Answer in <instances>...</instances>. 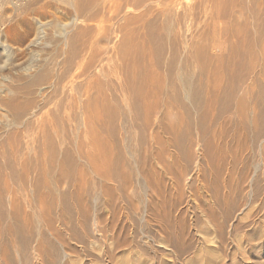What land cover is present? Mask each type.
I'll return each instance as SVG.
<instances>
[{
	"label": "rangeland",
	"instance_id": "obj_1",
	"mask_svg": "<svg viewBox=\"0 0 264 264\" xmlns=\"http://www.w3.org/2000/svg\"><path fill=\"white\" fill-rule=\"evenodd\" d=\"M123 2H125L126 3V0L124 1V0H0V145H1V143H2V147H4V148H2L1 146H0V150H3L4 152H8V149L10 148V147H12L11 145H13V143H14V145H13V147H14V149H11L10 148V151L12 152H10L9 151V154L11 153V154H13V155H8V153L7 154H5L4 152H2V154H1V152H0V166L2 165V170L0 169V177L2 178V179H0V187H1V189H0V191L1 192H3V190L5 189V188H7L8 190H9V192H7V191H5V193L3 192V193H1L0 192V199H2V200H6V201H3V202H0V203H2V204H0V208H2V209H0V210H2V211H0V216H2V217H0L1 219H0V223H3V224H0L1 225V227H0V252H2V251H4L2 248H7L6 249V251H7V254L6 255H8V258H7V261H8V263L9 264H19V262L20 263H23V264H64V262H65V264H264V143H263V139H264V137L262 138H260L261 140H254V137H253V130H250V128L252 129V124H255V126H257L259 123H260V117L258 116V115H260L261 114V112L262 111H264V107H262V105H261V108H260V106L259 105H255L254 103H255V101H253L254 99H255V95L254 94H256L257 93V91H256V88H260V89H264V83H263V81L262 80H264L263 79V74H264V71L262 70V67H260V66H264V56H262L261 57V59H260V57H258V56H261V55H264V43L262 44V42H264V34L262 33L261 34V36H258V35H256L254 32H256V30H257V28H255V27H258L257 25L258 24H256V22H253L252 21V15H253V13L252 12H254V11H259L260 13L261 12H263L264 13V4H256V6L258 7V8H260V9H258L256 6H251L250 5V3H251V0H243L244 2H246V3H244L242 0H241V2L240 1H237V0H227V4H228V7H229V9H230V11H233V13H231V14H233L232 16L237 20H235V19H233L232 20V18H231V23L233 24V22L235 21L236 23L235 24H233V25H231V24H229L232 28H233V30H234V28L235 29H237L236 31L238 32H235V30H234V32H235V34L236 35H234L233 37H231V36H229V35H227L228 34V32H227V30H228V28L226 29V31H225V33H223L222 35H221V37L223 38H221L220 39V32H219V30H220V28L218 27V31H215V32H211V31H208L207 32V25H208V23L210 22V18L209 17H204V9L206 10V12L207 11H209L210 10V8H208L210 5H211V3H212V1H217V0H204V3H205V5H207V8H204V3H202L203 2V0H177V2L179 3H177V2H175V1H169V0H165V1H169V3H171L172 2V5L173 4H175V3H177L176 5L178 6L179 5V7H176V5H174V6H172V10L174 11V12H176V11H178L179 12V10L178 9H180V12L181 11H183V10H185V9H189V8H191V7H193V8H196L197 10L196 11H198V14H197V16H196V19L195 20H193V22H192V20H187L189 23H187L186 21L185 22H182L180 25H178V27L175 25V27H173V32L174 33H177L176 35H174L173 34V32H172V34L171 35H174V36H177V40H176V43H178V44H176L177 45V48H178V51H179V54L180 53H182V54H180L179 55V58H180V56H181V58L179 59H177V64L178 65H181V64H183V62L182 61H184V60H188V59H191V58H189V57H191L192 55H191V50H192V48L195 46V45H198V44H200L201 46L203 45V47H206V46H209V45H212L211 44V42H210V40L215 36V34H217L216 36H217V38H216V36H215V41L217 40V39H219V43L221 44V42H222V46H224V47H226V48H232L231 50L233 51L234 49L233 48H244V47H247V44H250L249 46H251V47H253V53H241V54H239V56H236L235 57V60H236V62L237 61H239L240 62V64H243V65H245V63H246V65L245 66H247V65H249V63H250V65H251V61H252V63H254L253 64V66H254V70H255V73L257 74V75H255L256 77H254L255 79H254V82L253 83H255V84H257V85H255V84H253L252 82L250 83V78L249 79H247V80H242V81H237L238 83L237 84H235V82H232L231 80H230V78L226 75V72L224 73V75H223V72H222V70L220 69L219 70V65H221L223 62H227L228 60H229V62H230V59H232V58H228V56H226V55H229V57H230V52L229 53H227L226 54V52L225 51H220V52H218V50H215L214 52H213V54H212V57H211V59H209V62H207L208 64H210V65H212L211 66V68L210 67H208L207 66V63H205L206 64V66H205V68H204V70L206 71V72H208L209 73V71H210V75H211V71L213 70H215L216 71V75L214 76L215 78H214V81L217 83V85H221V84H225V85H223V86H225L226 88H228V86H232L233 84L236 86V92H235V96L231 99H228L229 101H227L228 102V105H229V107H230V109H231V111L233 110H235L236 109V105H237V100H238V98H241L240 96H242V98L240 99V100H242V102L243 101H245V99L246 100H248V101H246V102H248L247 104H246V102H244V104L242 103V109L244 108V107H246V108H244V109H246V110H243L244 112H243V117L244 118H246V119H244V118H242V119H244L245 121H248V119H249V121H248V128L245 130V132L243 131V132H241L240 131V133H237V132H235V135L236 136H238L237 138H236V136L234 135V132H233V130L235 129V127L233 128L232 126H234V124H236L237 122H238V120L239 119H241L239 116H236V115H234V113L233 112H230V109H229V107H228V110L227 111H229L228 112V114L226 113V112H222L221 111V106H217L216 107V105H213V106H211L210 107V109H211V112H212V114H210L211 112H210V109H209V111H207V112H209L208 114V119L210 118V120L208 121L207 120V122H206V127L208 128L209 127V125H210V128L211 127H213L214 128V130L211 128V129H209L207 132L208 133H211L210 134V136H211V138L212 139H210V136H208L207 135V140L208 139H210V140H208V141H210V143H211V148H213V146H215V148L217 147V145H218V147H217V149H215V148H213V150H214V152H213V150L212 149H209L208 150V153H207V150H205V148L200 144H196V143H198L199 141L198 140H200V138H198V134H197V132L199 133V130L200 129H197L198 128V126L196 125V122H195V119H193V117H192V120H194V122L192 121V125H191V131H189V132H191V135H190V133H189V138H192V139H189L188 138V140H190V142H193V143H195L193 146H191V147H189V149H188V151H190L189 153L191 154V156H193L192 157V161H193V163H192V161H191V163H189V164H183V161H182V159H180V158H176V157H178L179 155H177L178 153H176V151L174 150V149H172L171 148V146L169 145V144H164V143H167V140L166 139H168V137H167V135L164 133V130L166 129V128H169L170 126H172L174 129H175V127L177 126L176 124H178V122L180 123V124H178V130H179V127H180V129H181V127H183V120H184V117H182L181 115H179V113H177L178 111L181 113V111L179 110V108L176 106V105H171V103H169V102H171V101H166V99L164 98V97H162V104L164 105H162V106H160V108H161V110L159 109L158 110V115H157V117H156V119H155V121L153 122L154 123V125L152 126V127H145V129L147 130L148 128H150L149 130H150V132L147 130H143V129H141V127H140V129H139V127H138V125L139 124H142V122L140 123L139 121H136V119H134L133 117H130L131 115L130 114H132V112H133V110L131 109V112L129 111L130 110V108L129 107H131L132 105L130 104L131 102L128 100V99H132V97L134 98V95H135V93H136V91H137V87L138 86H135V85H137L138 84V82L140 83L141 82V79H140V73L142 72V69H140V66H138V65H141L142 63H143V65H144V67L142 66L141 68H145V66L147 65V67H146V69H147V71L144 69V72L142 73L143 75H146L147 74V77H146V79H147V81H146V79H145V81H142L141 82V84L143 83V84H145V85H148L149 86V84H148V82H152L154 79H156V78H158L159 76H161V77H159V78H161L160 80H162L161 82L165 85V87H166V85H167V87H166V89L168 88V85H169V79H168V76H167V71H165L166 70V67L164 66H160L159 68H160V70L158 71V69L159 68H156V66H155V64H153V63H155V56H154V54L152 55L151 53H153L152 52V48H151V44H150V46H148L147 47V45H149L148 44V42H147V40L145 39V37H146V31L145 30H143V28H142V22L139 20V14L141 13L140 11L141 10H134L133 9V6H132V2L131 3H128V4H131V5H129V7H128V4H127V6H126V4H124V5H122V3ZM163 1V0H162ZM164 1V2H165ZM206 1H208L209 2V4H208V2L206 3ZM249 1V2H248ZM119 2H120V4H119ZM175 2V3H174ZM196 2V3H195ZM232 2H233V4H232ZM237 4H236V3ZM248 2V3H247ZM159 3V2H158ZM158 3H153L152 5H151V7L154 9V7H155V9L154 10H156V9H159V8H161L162 6V4L160 3V6L159 5H157ZM77 4H81V8L80 9H78L77 8ZM119 4V5H118ZM165 4H166V2H165ZM168 4V3H167ZM181 4H182V6H181ZM235 4V5H234ZM240 4H241V6H240ZM242 4H244V6H242ZM245 4H249L252 8H253V10L251 11V7L250 6H247V5H245ZM86 5V6H85ZM153 5H155L154 7H153ZM202 5V6H201ZM236 7L237 5H239L240 7H239V9H238V6L235 8L234 6ZM259 5H260V7H259ZM117 6V7H116ZM122 6H123V8H124V10H123V8H122ZM125 6V7H124ZM131 6V7H130ZM157 6V7H156ZM231 6H232V8H231ZM263 6V7H262ZM184 7V8H183ZM201 7V8H200ZM248 7V8H247ZM262 7V8H261ZM116 8V9H115ZM119 8H121V9H119ZM255 8H257V10L255 9ZM117 9H118V12H119V15H117L118 13H117ZM176 9V10H175ZM236 9V10H235ZM248 9H250V13H249V10ZM262 10V11H261ZM126 11V13H127V16H129V18L126 16V13H124ZM122 12V13H121ZM201 12V13H200ZM237 12H239V13H237ZM137 13H139L138 15H137ZM246 13L250 16H248L249 18H247V16H246ZM122 14H124L125 16V19H124V17L122 16ZM103 15V16H102ZM121 15V16H120ZM137 17V19H136V17ZM236 15V16H235ZM130 16H131V18H130ZM133 17V18H132ZM237 17V18H236ZM247 18V19H246ZM127 19H128V22H127ZM136 20V22H134L135 20ZM229 17H228V21H229ZM249 19V20H248ZM137 20H138V22H137ZM218 20H220V19H218ZM131 21H133V22H131ZM140 21V22H139ZM192 23H191V22ZM246 21H248V22H246ZM252 22H253V24H255V25H252ZM131 23V24H130ZM133 23H136V24H133ZM138 23V24H137ZM184 23V24H183ZM186 23H187V25H188V27H189V25H191L192 24V26L190 27V29H188V27H187V25H186ZM125 24H127V27L125 26ZM141 24V25H140ZM218 24L220 25V22L218 21ZM247 24V25H246ZM251 24V25H250ZM133 25V26H132ZM163 25V24H162ZM182 25V26H181ZM184 25V26H183ZM244 25H246V29H251V30H249V31H252V32H250L251 34L249 35V37L251 36V38H249L248 39V37H246L247 38V40H246V38H245V40L246 41H244L243 40V42L242 43H240L241 42V39L242 38H238V37H241V30H244L243 28H245V26ZM136 26V27H135ZM253 26H254V28H253ZM185 27V28H184ZM187 27V28H186ZM230 27V30H232V28ZM177 28V29H176ZM179 28H182V30L184 31L185 29H187V30H185V31H188V30H190V32H189V35L187 34L188 32H183L182 30H180ZM184 28V29H183ZM207 28V29H206ZM136 29V30H135ZM141 29V30H140ZM192 29V30H191ZM205 29V30H204ZM253 29H255V30H253ZM133 30H135L134 32H132ZM163 30V28L161 27V29L159 28V31L161 32V35L162 36H165V31L163 32L162 31ZM175 30V31H174ZM107 31V32H106ZM128 31H129V33H128ZM136 31H138V33L136 32ZM139 31H140V33H139ZM158 31V32H159ZM177 31H180L181 33L179 34ZM192 31H195V32H192ZM65 34H64V33ZM80 32H83L84 34H83V37H81L80 38V40H81V42L79 41V43L82 45V44H88V45H90L91 44V46H92V55H88L87 57L90 59H88L87 58V61L88 62H90V63H88L87 65H85L86 66V68H84L83 67V69L82 68H78V67H72V68H70V70L68 71H64L65 70V54H61V51L63 50V52H66V51H68V50H66V49H68L66 46H64L63 44H65L66 43V41L65 40H67L68 38H70V36H72V35H76V34H78V33H80ZM145 32V33H144ZM159 32V33H160ZM162 32H163V34H162ZM206 34H205V33ZM214 33V34H212V35H210L211 33ZM239 32H240V34H239ZM107 33V34H106ZM128 33V37L126 36V34ZM142 33H144V34H142ZM194 33V34H193ZM203 33V34H202ZM209 33V34H208ZM133 34V36L135 37V38H133L131 35ZM135 34H136V36H138V37H136L135 36ZM183 34H187L186 36H188V40H183L182 39V37L185 39L186 37H185V35L184 36H182ZM191 34V35H190ZM202 34V35H201ZM225 34V35H224ZM240 36H239V35ZM42 35V36H41ZM63 35V36H62ZM142 35V36H141ZM171 35H170V38L169 37H167V39H165L163 42H164V47H166L165 49H167L168 50V42L170 43V42H172L171 40H172V38H171ZM179 35H181L182 37H180ZM209 35V36H208ZM223 35H224V37H223ZM255 35V36H254ZM130 36V37H129ZM145 36V37H144ZM194 36V37H193ZM201 38H200V37ZM211 36H212V38H211ZM92 37V38H91ZM124 37H126V38H123ZM132 37V38H131ZM141 37V38H140ZM144 37V38H143ZM173 37V36H172ZM198 37V38H197ZM208 37V38H207ZM226 37V38H225ZM237 37V38H236ZM254 37V38H253ZM258 37V38H257ZM90 38V39H89ZM94 38V40L93 41H95V42H92V40L91 39H93ZM139 38H140V41H139ZM180 38V39H179ZM195 38V40H193ZM257 38V39H256ZM261 38H263V39H261ZM32 39H37L38 41L37 42H39V43H37L36 45H30V41L32 40ZM129 39H133L134 41H135V39L136 40H138L139 41V44L141 45V48L140 47H138V42L137 41H135L136 43H137V46H136V43L133 41V40H131V41H129ZM142 39V40H141ZM178 39H179V41H178ZM182 39V40H181ZM187 39V38H186ZM224 39H226V40H224ZM231 39H232V42H231ZM237 40V42H236V40ZM251 39V40H250ZM261 39V40H260ZM91 40V42L89 43V42H87V41H90ZM96 40H97V42H96ZM144 40L146 41V43H147V45L145 44V42H144ZM222 40V41H221ZM226 42H224V41ZM238 40H239V43H240V45H238L239 43H238ZM248 40H250L249 41V43H247V41ZM252 40L254 41V43L252 42ZM258 40V41H257ZM65 41V42H64ZM121 41H123V42H121ZM141 41H143L142 43H141ZM184 42V44H182L183 42ZM186 41V42H185ZM195 41V42H194ZM221 41V42H220ZM62 42H64V43H62ZM86 42V43H85ZM105 42H106V44H105ZM129 42V43H128ZM165 42H166V44H165ZM179 42H181V43H179ZM189 42H191V43H189ZM255 42H256V44H255ZM257 42H258V45H257ZM122 43H125V46H124V44H122ZM128 43V44H127ZM130 43H132V44H130ZM134 43V44H133ZM186 43H188L187 44V46H186ZM204 43V44H203ZM224 43V44H223ZM227 43H228V47H227ZM235 43V44H234ZM244 43H246V44H244ZM86 44V45H87ZM93 44V45H92ZM143 44H144V47H143ZM180 44V46H178ZM243 44V45H242ZM123 45V46H122ZM129 45V46H128ZM182 45V46H181ZM189 45H191V46H189ZM205 45V46H204ZM235 45V46H234ZM241 45H242V47H241ZM246 45V46H245ZM255 45V46H254ZM64 48H63V47ZM183 46H186L185 47V50L183 51V49H184V47ZM189 46V47H188ZM248 46V47H249ZM96 49H95V48ZM130 47V48H129ZM132 47V48H131ZM137 47V48H136ZM181 47V48H180ZM191 47V48H190ZM257 47V48H256ZM263 47V48H262ZM5 48V49H4ZM60 48V49H59ZM117 48H118V50H117ZM127 48V49H126ZM136 48V49H135ZM147 48V49H146ZM151 48V49H150ZM187 48V49H186ZM188 48H190V49H188ZM260 48V49H259ZM3 49H4V51H3ZM134 51V53H133V51ZM140 49H142V50H140ZM256 49V50H255ZM257 49H258V51H257ZM59 50V51H58ZM94 50H95V52H94ZM117 50V51H116ZM122 50V51H121ZM129 50V51H128ZM130 50H131V52H130ZM140 53L139 55H138V52ZM148 50H150V52L148 51ZM187 50V51H186ZM117 53H116V52ZM120 51V52H119ZM143 53H142V52ZM181 51V52H180ZM2 52H4L3 54H2ZM59 52V53H58ZM101 54H100V53ZM128 52V53H127ZM130 52V53H129ZM135 52H137V53H135ZM148 52H149V54H148ZM184 52H185V54H184ZM189 52V53H188ZM218 52V53H217ZM262 52H263V54H262ZM94 53V54H93ZM97 53L99 54V55H97ZM127 53V54H126ZM144 53H145V55H144ZM186 53H188L189 54V56H188V54H186ZM216 53V54H215ZM255 53V55H253ZM259 53H261V55L259 54ZM62 56H61V55ZM121 56H120V55ZM124 54V55H123ZM132 54V55H131ZM135 56H134V55ZM136 54H137V57H136ZM142 54L144 55V56H146V55H148L146 58H148L147 59V61H146V59H145V57H143L142 56ZM166 54V53H165ZM168 54V53H167ZM184 54V55H183ZM215 54V55H214ZM220 54V55H219ZM249 54V55H248ZM252 54V55H251ZM257 54V55H256ZM4 55V56H3ZM10 55V56H9ZM101 55V56H100ZM104 55V56H103ZM128 55V56H127ZM132 57H131V56ZM169 55V54H168ZM235 55V54H234ZM240 55H242V57L240 56ZM244 55H246V56H244ZM96 56V57H95ZM131 57L133 60H131V58L129 59V60H131L130 62L128 61V59L126 58V57ZM139 56H140V58L141 57H143V58H141V59H139V63L137 62L138 61V58H139ZM150 56H152V59H149L150 58ZM167 56V55H166ZM184 56H187L186 58L184 57ZM216 56V57H215ZM218 56V57H217ZM250 56H251V58H256V59H254L253 58V60L252 59H250ZM2 57H4V58H2ZM63 57H64V59H63ZM100 57V58H99ZM167 57H169V56H167ZM166 57V59H168ZM226 57H227V59H226ZM239 57L241 58V59H239ZM92 58H96V59H94V61H93V59ZM135 58H137V59H135ZM51 59V60H50ZM104 59V60H103ZM126 59V60H125ZM216 59V60H215ZM218 59H220L219 61H218ZM248 59V60H247ZM263 59V60H262ZM98 60H99V62H98ZM101 60V61H100ZM124 62H123V61ZM143 62H142V61ZM148 60H151L152 61V63H151V61H150V63L149 64H147L149 61ZM192 60H193V58H192ZM210 60H211V62L212 63H214V65L216 66L215 67V69H213L214 67H213V64L210 62ZM214 60V61H213ZM227 60V61H226ZM251 60V61H250ZM263 62H262V61ZM40 61V62H39ZM45 61V62H44ZM102 61H104V62H102ZM135 63H134V62ZM141 61V62H140ZM154 61V62H153ZM179 61H181L180 63H179ZM190 61L191 60H189V62L188 63H190ZM208 61V60H207ZM248 61V62H247ZM258 61V62H257ZM96 62H98V63H96ZM101 62H102V64H105L106 62L108 63V65H107V63L105 64V65H101ZM122 62V63H121ZM144 62H146V63H144ZM193 62V61H192ZM192 62H191V64H192ZM194 62H195V64H194ZM194 62H193V64L192 65H190V64H188V66H186V70H188L190 67H192L191 68V70L189 69V73L191 74V72H193L195 75L197 74L198 75V73L200 72V64L199 63H197L195 60H194ZM216 62H217V65H216ZM257 62V64H255ZM261 62V63H260ZM40 63V64H39ZM46 63V64H45ZM50 63V64H49ZM120 63L122 64L121 66H120ZM127 63H129V64H127ZM141 63V64H140ZM262 63H263V65H262ZM47 65V66H45V65ZM91 64H92V68H91V70H90V72H89V70L87 69L88 68V66H91ZM96 65V67H97V69H93V67L94 68H96L95 67V65ZM99 64V65H98ZM127 66H126V65ZM137 64V65H136ZM197 64V65H196ZM75 65V64H74ZM154 65V66H153ZM198 67H196V66ZM256 65H259V66H257V68H259V69H257L256 68ZM99 66V67H98ZM120 66V67H119ZM130 66V67H129ZM190 66V67H189ZM43 67V70H48V71H50V72H52V75H54V77L53 76H51L52 77V80H51V78L47 81L48 83H47V85H52V87H53V84H51V83H54V85H56V87L54 86V88H52L51 86L50 87H48V89L50 88V90H49V92H48V89L46 88V89H43L42 91H40V90H38V88L36 89L35 87H33L34 88V91H33V88H31V89H28V91H27V89H26V87H27V83H28V79H31V76L32 77H34V75L36 76L38 73L37 72H40V71H42V69H40V68H42ZM125 67H129L128 69L127 68H125ZM139 67V69H137ZM156 69H155V68ZM161 67H162V69H161ZM193 67H196L195 69L193 68ZM219 67V68H218ZM27 68V69H26ZM51 68V69H50ZM106 68V69H105ZM152 68V70H150ZM188 68V69H187ZM261 68V69H260ZM21 69V70H20ZM23 69V70H22ZM52 69H54V70H56V71H54V70H52ZM92 69H93V72H92ZM100 69V71L99 72H97L98 70ZM105 69V70H104ZM130 69V70H129ZM131 69H132V71L135 73L136 72V70H139L138 71V75H137V78H139V79H136V83L134 82L133 83V85L131 84V82L130 81H128L127 80V82L128 83H130L129 84V87L127 86L128 84H127V82H125L126 81V77H127V75L126 74H129V72H127L126 70H128V71H131ZM165 69V70H164ZM178 69V68H177ZM197 69V70H196ZM208 69H210V70H207ZM212 69V70H211ZM259 70L258 72H256L257 70ZM27 70V71H26ZM40 70V71H39ZM94 70H96V71H94ZM101 70H103V71H105V75H104V72H102V74L100 73L101 72ZM120 70V71H119ZM126 71V73H125V71ZM163 72H162V71ZM194 70V71H193ZM220 72H219V71ZM24 71H26V72H24ZM54 71V72H53ZM57 71H58V73H57ZM66 72L65 74L63 73V72ZM108 71H111V72H108ZM132 71L130 72V74H132ZM150 71H151V73H150ZM153 71V72H152ZM191 71V72H190ZM212 71V72H213ZM261 71V72H260ZM262 71H263V73H262ZM63 74H62V73ZM95 72H96V74H95ZM120 72V73H119ZM155 72V73H154ZM165 72V73H164ZM177 72V71H176ZM197 72V73H196ZM17 73V74H16ZM37 73V74H36ZM84 73V76H81L82 74ZM86 73H88V74H86ZM90 73V74H89ZM123 73H125V75H120V74H123ZM149 73V74H148ZM154 73V75H152ZM159 73H160V75H159ZM163 73V74H162ZM222 73V74H221ZM19 74V75H18ZM28 74V75H27ZM56 74V75H55ZM61 74V75H60ZM67 74H68V76H67ZM78 74V75H77ZM93 76H92V75ZM96 76H95V75ZM115 74V76H113ZM158 74V76H156V75ZM162 74V75H161ZM165 74H166V77H164L165 76ZM221 74V75H220ZM23 75V76H22ZM59 75V76H58ZM88 75V76H87ZM107 75V76H106ZM219 75H220V78H219ZM20 77V79H19V77ZM58 76V77H57ZM81 76V77H80ZM107 78H106V77ZM109 76V77H108ZM113 77V78H110V77ZM118 76V77H117ZM121 76V77H120ZM149 76H150V78H149ZM153 76L155 77L154 79H152L153 78ZM18 77V78H17ZM25 77V78H24ZM58 78V79H53V78ZM63 78V79H61V78ZM97 77V78H96ZM116 77V78H115ZM152 77V78H151ZM213 77V76H212ZM211 77V78H212ZM224 78V79H222V78ZM260 77V78H259ZM262 77V78H261ZM21 78H23L22 80H21ZM85 78H88V80L87 79H85ZM115 78V79H114ZM124 78H125V80H124ZM165 80H164V79ZM166 78H167V80H166ZM258 78L259 79H261L260 81L258 80ZM17 79H18V81H17ZM65 79V80H64ZM92 79H94V80H98V79H100V80H98L99 82L101 81V85H103V83H104V87L102 86V88H100V93L98 94V92L96 91V92H93L92 93V91H94V90H87V91H90L89 92V95H87L86 93H85V91H83V90H85V86H87L88 87V84H90V81H93ZM112 79V81L110 82L109 80H111ZM116 79H120L119 80V82H121V80L123 79V81L120 83V84H118V80L116 81ZM127 79H128V77H127ZM152 79V80H151ZM213 79V78H212ZM52 82H51V81ZM54 80V81H53ZM56 80V81H55ZM61 80V81H60ZM62 80H64V81H62ZM84 80V81H83ZM85 80H87L86 82L87 83H85ZM108 80V81H107ZM164 80V81H163ZM219 80H222V81H219ZM227 80H228V82H227ZM249 80V81H248ZM24 81V82H23ZM75 81V82H74ZM246 81V82H245ZM257 83H256V82ZM56 82V83H55ZM60 82H62V84L60 83ZM67 82H69V84L67 83ZM89 82V83H88ZM94 82V81H93ZM106 82V83H105ZM109 82H110V84H109ZM113 82H115L116 84H114ZM219 82H221V83H219ZM222 82H224V83H222ZM232 82V83H231ZM247 82H249V83H247ZM261 82V83H260ZM24 83V84H23ZM50 83V84H49ZM81 83V84H80ZM113 83V84H112ZM123 83V84H122ZM166 83V84H165ZM168 83V84H167ZM227 83H229V84H227ZM23 84V85H22ZM58 84H61L62 85V89H61V85H60V87H58L59 85ZM80 84V85H79ZM124 84H126V87H128V88H126V87H124L125 85ZM140 84V85H141ZM178 83V81H177V84L175 83V85H177L176 86V89H177V87L178 88H180L181 89V85ZM263 86H262V85ZM16 85L18 86V87H16ZM26 85V86H25ZM106 85H107V87H106ZM109 85V86H108ZM116 85H118V86H116ZM228 85V86H227ZM233 85V86H234ZM245 85V86H244ZM248 86V88H246L247 86ZM251 85H253V88H251L250 86ZM15 86V87H14ZM19 86H20V89H22V87H23V89H25V90H23V91H20V92H22V93H20V94H18V96H20V98L21 99H23V100H21V104H24V105H29V107L31 106V108L29 109V113H30V116H32V117H30L29 115H27L28 114V111H27V114H25V113H23V115H20V118H22V116H24L25 115V119L24 118H22L23 120H24V122H23V120H21L20 118H18L19 120H20V122H23V124L22 123H20L19 122V120L18 119H15V118H13L12 119V117H14V116H10V115H13V114H11L10 112H7L6 111V109L4 108V107H2L1 106V102L2 101H4L5 99H7V98H10V97H12L13 96V94H12V90H14V88L15 89H19ZM25 86V87H24ZM70 86V87H69ZM115 86V87H114ZM120 86L122 87L123 86V88L125 89V91L123 90L122 92H123V95L124 96H122L121 94H122V92H121V90H119V89H117V88H120ZM180 86V87H179ZM244 86V87H243ZM255 86H257V87H255ZM12 88V87H14V88H12L11 90H10V88ZM78 87H80V88H78ZM82 87V88H81ZM84 87V88H83ZM87 87H86V89H87ZM113 87V88H112ZM132 87V88H131ZM135 87H136V90H135ZM147 87V86H146ZM223 88V89H225V90H227L226 88ZM243 87V88H242ZM261 87H263V88H261ZM74 88H75V90H74ZM112 89L111 90V92H112V94H111V92H110V90H108L109 92H110V94H109V92H107V90L106 89ZM114 88L118 91V92H116L115 90H114ZM132 89L133 91L132 92H130V94H129V91H130V89ZM230 88V87H229ZM228 88V89H229ZM246 88V89H245ZM7 89L9 90V91H7ZM56 89V90H55ZM120 89H122V88H120ZM127 89H129L127 92H126V90ZM221 89H222V85H221ZM248 89V90H247ZM253 89H255V90H253ZM5 90V91H4ZM52 90V91H51ZM55 90V91H54ZM57 90H58V92H57ZM77 90V91H76ZM81 90V91H80ZM242 90H243V93H245L246 91L248 92L249 90V92H250V94H249V92H248V94H247V92L245 93V96L243 97V95H242ZM37 93H36V92ZM40 93H39V92ZM60 91V92H59ZM104 91V92H103ZM115 91V92H114ZM241 91V92H240ZM251 91H253L252 93H251ZM264 91V90H263ZM29 93V95H28V93ZM45 92V93H44ZM48 94H47V93ZM82 92V93H81ZM120 92V93H119ZM135 92V93H134ZM8 93V94H7ZM59 93H61V94H59ZM73 93V97H72V94ZM107 94V97H106V95L105 94ZM115 93V94H114ZM118 93V94H117ZM132 93V94H131ZM254 93V94H253ZM79 94V95H78ZM102 94H103V97H105V99L106 100H109L108 102H110V99H115L114 101H117L116 99H118V101L120 100V96H122V97H124V98H121V99H123V101H119L120 103H121V105L122 104H124V101L125 100H127L125 103H126V105L124 106V105H120V103H118V101L116 102V103H118L117 105H114V101L113 102H111V104L113 103V105L114 106H119V107H121L119 110H120V116L122 117V115H124L125 116V118H124V116L122 117L123 118V120L121 119V117L119 116V118L117 119V120H120V121H117L118 123H116V126L117 127H120V128H118V130L119 129H121V130H119L118 131V135H117V138L119 137H121L120 139L118 138V140H121L122 139V137H123V143H122V146L123 145H125L126 146V148H125V146H123V148H121L122 146H121V144H119V150H121V153H122V151L123 150H125V151H123V153H126V156H124V154H123V156H124V160L126 161V162H128V164H129V166L128 165H124L122 168H121V172H122V177H123V179H122V181L120 182V184H117L115 181H114V179H112L113 177L110 175V177H111V182H108L109 180H105L104 182H102V179L98 176L100 173H101V170L103 169V166H101L102 165V162H100V160L102 161V158H103V156L101 155V154H99L100 153V151H101V153H102V146H98V145H102V142H105L106 141V137H105V134H102V132H103V129H102V127H101V123L99 122V120H100V117H101V112L99 111V102L101 101V98H103V97H100V96H102ZM128 96L127 98H125V96L126 95ZM240 94V95H239ZM61 95H62V97H61ZM81 95V96H80ZM86 97H85V96ZM109 95V96H108ZM113 97V98H111V96ZM131 95H132V97H131ZM249 95H251V97H250V99H249ZM96 96V97H95ZM119 96V97H118ZM239 96V97H238ZM253 96V97H252ZM69 97V98H68ZM89 97V98H88ZM95 97V98H94ZM99 97V98H98ZM130 97V98H129ZM247 97V98H246ZM2 98H4V100H2ZM19 97H18V100L20 99ZM83 98V99H82ZM108 98V99H107ZM165 99V102H164V99ZM244 98V99H243ZM88 99H90L89 101H88ZM97 99H98V101H97ZM125 99V100H124ZM130 99V100H131ZM236 99V100H235ZM25 100V101H24ZM72 100H73V102H72ZM83 100H85V101H83ZM91 100H94V101H92L91 102ZM100 100V101H99ZM250 100V101H249ZM20 101V100H19ZM18 101V102H19ZM24 103H23V102ZM75 101H77L78 103H76ZM86 101L88 102V104L89 105H87V103H86ZM129 101V102H128ZM235 101V102H234ZM25 102L27 103V104H25ZM52 102V103H51ZM84 102V103H83ZM90 102H91V104H90ZM98 104H97V103ZM123 102V103H122ZM229 102H230V104H229ZM234 103V104H232L231 105V103ZM254 102V103H253ZM115 103V104H116ZM186 103V102H185ZM253 103V104H252ZM76 104H77V106H76ZM79 104H81V105H79ZM127 104H128V107H127ZM165 104H167L166 106V108H165ZM172 104H174L173 102H172ZM187 104V103H186ZM36 105L38 106L37 108H36ZM40 105V106H39ZM56 105H57V107H56ZM92 106V108H91V106ZM98 105V106H97ZM112 105V106H113ZM130 105V106H129ZM169 105V106H168ZM172 107H171V106ZM244 105H246V106H244ZM73 106V107H72ZM84 106V107H83ZM86 106H88V108H87V110H85L86 109ZM93 106H94V108H93ZM95 106L97 107V108H95ZM252 106V107H251ZM40 107V108H39ZM59 107V108H58ZM126 107L128 108V110L126 109ZM212 107H213V109H212ZM219 107V108H218ZM233 107V108H232ZM234 107H235V109H234ZM258 107V108H257ZM55 108V109H54ZM58 110H57V109ZM67 108V109H66ZM71 108V109H70ZM83 108H84V110H83ZM132 108V107H131ZM216 108H218L219 110H217ZM254 108V113H253V111H252V109ZM258 110H256V109ZM263 108V109H262ZM32 109V110H31ZM40 109V110H39ZM68 109H69V111H68ZM74 109V110H73ZM90 109H92V110H90ZM124 109L126 110V111H124ZM165 111H164V110ZM167 109H169V112L171 113L170 115H169V112H168V110ZM260 109H262V110H260ZM37 110V111H36ZM63 110V111H62ZM68 112H67V111ZM71 110H72V112H71ZM77 110V111H76ZM80 110V111H79ZM83 110V111H82ZM99 112H98V111ZM124 111V113H122V111ZM172 110V111H171ZM176 110V111H175ZM178 110V111H177ZM251 110V111H250ZM260 110V111H259ZM55 111V112H54ZM56 111H57V113H56ZM65 111L67 112L66 114H64L65 113ZM85 111H87V112H85ZM89 111H91V113L94 111H96L95 112V114H96V116L98 117H96L95 115H94V112L91 114ZM127 111H129V112H127ZM217 111V112H219L218 114H217V112H216V114H214L215 112ZM222 112V115H221V112ZM247 111H248V115L249 114H253L254 115V117H253V115H249V118H248V115L246 114L247 113ZM5 112H6V114H5ZM50 112H52V113H50ZM55 114H57V115H55ZM63 112V113H62ZM78 112V113H77ZM86 113V115L88 116V117H91V118H87V116L85 117L84 116V114L83 113ZM98 112V113H97ZM125 112H127V114L125 113ZM163 112V113H162ZM174 112H176V113H174ZM246 112V113H245ZM250 112V113H249ZM9 113V114H8ZM51 115H50V114ZM60 113V114H59ZM77 113V114H76ZM130 113V114H129ZM134 113V112H133ZM164 115H162V114ZM166 113H168L167 115H169L168 116V118H167V115H166ZM230 113V114H229ZM233 113V114H232ZM260 113V114H259ZM5 114V115H4ZM44 114V115H43ZM52 114L53 115H55L56 116V119H55V116L53 117L52 116ZM59 114V115H58ZM62 114H63V116H64V118H62L61 119V117L60 116H62ZM70 114V115H69ZM75 114V115H74ZM99 114V115H98ZM175 114H177L178 116H177V118L175 119V117H176V115ZM220 114V115H219ZM223 114H225V116L226 117H228V118H226L225 119V117L223 116ZM264 114V113H263ZM41 115L42 116H44L45 118H43V121H42V118H40L41 117ZM66 115H67V117L69 116V118H70V121H69V118H67L66 117ZM79 117V115H80V118H78L77 116ZM219 115V116H218ZM247 115V116H246ZM9 116V117H8ZM28 116V117H27ZM49 116H52V117H50L51 118V121L53 122L54 121V123L52 124V122H49L50 120H49ZM62 116V117H63ZM84 116V117H83ZM132 116H134V114H132ZM160 116V117H159ZM165 116H166V118H165ZM181 116V117H180ZM216 116V117H215ZM220 116H223V118L221 117V119H220ZM251 116H252V118H251ZM8 117V118H7ZM59 117H60V119H61V121L59 120ZM65 117L67 118V120L69 121H65L66 119H65ZM74 117L76 118V119H74ZM128 118V120H126L127 118ZM163 117V118H162ZM239 117V118H238ZM255 117H257V118H255ZM11 118V119H10ZM27 118H28V120H27ZM58 118V119H57ZM79 120H78V119ZM82 118V120H80ZM86 119V122L87 123H85V119ZM95 119V122H97V123H94V119ZM158 118L161 120V121H163L164 122V119L166 120V122H164V124H163V122H161L160 120H158ZM163 120H162V119ZM174 118V119H173ZM212 118V119H211ZM216 118V120L217 119H219V121L217 120H215L214 121V119ZM259 118V119H258ZM10 119V120H9ZM44 119H45V121H44ZM65 119V120H64ZM83 119H84V121H83ZM135 121V122H137L136 124H135V122L133 121V120ZM168 119V120H167ZM223 119V120H222ZM253 120V122H252V120ZM257 119V120H256ZM13 120V121H12ZM14 120H15V124H14ZM16 120H17V125L18 124H20L21 126H23V127H21L20 125L18 126V127H16L15 125H16ZM42 121V123H41V121ZM56 120V121H55ZM57 120H59L58 121V123H55V122H57ZM76 120H78V122L79 121H81V122H79L82 126V128H80V126H79V123L78 122H76ZM182 120V123L180 122V121ZM212 120H213V122H212ZM226 121V122H223V121ZM230 120H231V123H230ZM236 120V121H235ZM11 121V122H10ZM38 121H40V122H38ZM92 121V122H91ZM125 121H127V122H125ZM131 121H132V123L133 124H130L131 123ZM172 121H173V123L176 125H174L173 123H172ZM176 121H178V122H176ZM210 121L212 122L211 124H209L210 123ZM223 122L222 124H224L223 126L221 125V122ZM235 121V122H234ZM255 121H256V123H257V121H259L257 124L255 123ZM28 122V123H27ZM85 124H84V123ZM92 123L93 125H95L94 127H93V125H91L90 123ZM123 122H125L124 124H123ZM158 122V123H157ZM161 122V123H160ZM209 122V123H208ZM40 123V124H39ZM46 123V125H48V126H46L45 125V127L47 128H50L51 127V129H49V130H47L46 128H44V125L43 124H45ZM66 123H68L69 125H70V127L69 128H67L69 125L67 124L66 125ZM77 123H78V125H77ZM121 125H120V124ZM126 123H128V124H126ZM169 123V124H168ZM217 123V124H216ZM27 124V125H26ZM51 124V126L49 127V125ZM63 124H64V126H63ZM84 124V125H83ZM100 124V125H99ZM122 124L124 125V126H122ZM138 124V125H137ZM158 124H161V125H158ZM171 124V125H170ZM208 124V125H207ZM212 124H214V126L212 125ZM227 125V127H226V125ZM41 125H42V128H40L41 129V131H39V127H41ZM53 125H55L54 127H53ZM57 125V126H56ZM60 125V126H59ZM86 125H90L88 128L86 127ZM98 125V126H97ZM118 125H120V126H118ZM130 125H132V127H129ZM133 125H135V126H133ZM180 125H182V126H180ZM216 125V126H215ZM229 125V126H228ZM260 125V124H259ZM258 125V126H259ZM13 126H14V129H13ZM26 126H27V128H26ZM59 126V128H57ZM92 126V128H90ZM155 126V127H154ZM158 126H160V127H158ZM164 128H163V127ZM168 126V127H167ZM193 126V127H192ZM195 126V127H194ZM196 126H197V128H196ZM220 126H222V127H226L225 129H220ZM61 127V128H60ZM75 127V128H74ZM76 127H78V131H77V129H76ZM98 127H100L102 130H100ZM217 127H218V129H217ZM228 127H229V129L233 132V135L235 136H232L231 134L232 133H230L231 131L228 129ZM21 128V129H20ZM44 128V132H43V129ZM53 128V129H52ZM56 128H57V130H56ZM88 129V131H87V129ZM94 128V129H93ZM99 130H98V129ZM135 128H136V130H135ZM151 128H152V130H151ZM197 131V132H194L195 130ZM37 129H38V131H37ZM55 129V130H54ZM93 129V130H92ZM97 131H96V130ZM125 129H130V130H128V131H126L127 133V135L128 136H126V134H125ZM157 129V130H156ZM162 129V130H161ZM176 129V130H177ZM220 129V132L218 131ZM17 131V132H15V131ZM20 130V131H19ZM51 130L53 131L54 130V132H51ZM61 130H63L62 132H64V133H62L61 134ZM76 130V131H75ZM81 130H82V133H84V134H82V133H80L81 132ZM90 130L91 131H93L92 133H93V135L95 136H93V135H90V134H92L91 132H90ZM135 132H134V131ZM140 130H142L143 132H141ZM155 130V131H154ZM194 130V131H193ZM211 130H213V131H211ZM217 130V131H216ZM229 130V131H228ZM237 130V129H236ZM247 130H248V132H247ZM49 133V131L51 132V133H49L50 135L53 133L55 136H53L52 137V135L50 136L51 138H53L54 140H53V142H54V145H55V143L57 144L56 146L57 147H62L63 148V150H69V151H71L72 153H70V156H71V158L73 157V159H71V161L73 160L74 162H76L77 163V165H78V167H80V168H78L77 167V165L75 164L74 166H73V161H72V163H69L68 162V164H69V167L71 166L72 168H69L68 167V164L66 163V167L68 168V170H69V174L71 175L70 176V178H65V177H63L61 174H63V173H68V170H67V168L64 166L65 165V162L66 161H64V155L63 154H61L62 152H64L63 150H62V148H61V150L59 151V149L56 151V152H58L59 151V156H57V158H56V160H59L60 162H62V163H60L59 161H56L55 160V162H54V160H53V163H52V159H51V154H52V152H50L51 151V149H49V148H47L46 149V146H45V135H46V133L47 132ZM57 131V132H56ZM67 133H66V132ZM99 131V132H98ZM129 131H132V132H130L129 133ZM140 131V132H139ZM144 131H145V133H144ZM210 131V132H209ZM222 131H223V133H222ZM235 131V130H234ZM238 131V130H237ZM251 131V132H250ZM19 132H20V134L21 135H19ZM33 132V133H32ZM40 133V135L39 134H36L35 135V133ZM78 134H77V133ZM96 132V133H95ZM97 132H98V134H97ZM101 132V133H100ZM120 132V133H119ZM136 132H138V134L136 133ZM148 132H149V134H148ZM159 132V133H158ZM213 132H215V135H214V133ZM218 132H219V134L220 135H218ZM224 132H227V134H228V139L230 138V136H232L229 140L230 141H232V140H234V141H232V143H233V145H232V143L230 144V141L227 139V134L226 135H224ZM248 134H247V133ZM14 133V134H13ZM17 134V136L15 137V135ZM42 133H43V135H42ZM47 133V134H48ZM66 133V134H65ZM79 133H80V135H79ZM89 133V134H88ZM134 133H136V134H134ZM148 135H147V134ZM165 134L164 136H162L163 134ZM194 134V137H196L195 138V140H194V137H192L193 136V134ZM216 133H217V135H216ZM244 133V134H243ZM245 133H246V135H245ZM250 133H252L251 135H250ZM59 134H60V136H59ZM68 134V135H67ZM71 134H73V136H75V137H72V135ZM124 134V135H123ZM132 134H134V135H132ZM143 135L145 138H144V141H145V144H144V142L143 143H141V141H140V137H141V135ZM155 134V135H154ZM161 134V135H160ZM200 134V133H199ZM223 134V135H222ZM11 135V136H10ZM23 135V136H22ZM38 135H39V137H38ZM67 135V136H66ZM89 135V136H88ZM99 135H101V136H99ZM120 135V136H119ZM130 135H132V136H134V137H132V136H130ZM135 135H136V137H135ZM146 135V136H145ZM213 135H214V137H213ZM230 135V136H229ZM245 135V136H244ZM247 135H248V137H247ZM9 136V137H8ZM33 136H36V137H33ZM43 136V137H42ZM58 138H57V137ZM69 136V137H68ZM80 136V137H79ZM93 138L94 137V139H92V141H91V137ZM96 136H98V137H96ZM124 136H126V137H128V138H124ZM130 136V137H129ZM157 138H155V137ZM240 136H243L245 139H243V137L241 138L242 139V141H241V139L239 140V137ZM262 136H264V135H262ZM18 137V139H16ZM20 137H22V139L20 138ZM61 138V140H63V142L60 140V138ZM66 137L68 140L66 141L64 138ZM146 137H150V138H146ZM158 137H162V138H160V140H162V141H160L159 140V138ZM167 137V138H166ZM219 137H226L224 140H223V138H222V140H221V138H219ZM233 137H234V139H233ZM251 137H253V140H254V142H256V143H254L253 142V140H252V138ZM12 138V139H11ZM32 138V139H31ZM33 138H34V140L36 141V143H32V140H33ZM37 138V139H36ZM59 139V140H57V139ZM63 138V139H62ZM70 138V139H69ZM73 138V139H72ZM90 138V139H89ZM97 138V141L95 140ZM100 138V139H99ZM135 139V138H137V139H135L134 140V142H133V139ZM9 141H8V140ZM19 139H21L23 142V144H26L27 143V145H23L22 143H21V146L19 145L20 143V141L21 140H19ZM43 139V140H42ZM79 139H81L80 141H79ZM145 139H147V140H145ZM221 141H220V140ZM235 139H237L238 141H239V143H243V141H245L243 144H241V145H243V147L242 148H245L246 146V148H248V150L246 149H243V151L245 150L246 151V153H244L243 151H242V149H241V151H240V144L237 146L236 144H237V142H236V140ZM16 140H19V141H17L16 142ZM34 140H33V142H34ZM70 140V142H68ZM71 140H72V144L73 143H75V145L73 146V148H71L72 147V145H71ZM73 140H78V144H76L77 143V141H73ZM95 140V141H94ZM212 140L214 141V142H212ZM252 140V142H250ZM263 140V141H262ZM4 141H6L8 144L6 145L5 143H4ZM11 141V142H10ZM38 141V142H37ZM42 141V142H41ZM65 141V142H64ZM83 141V142H82ZM101 143H100V142ZM127 141V142H126ZM137 141H138V143H137ZM147 141V142H146ZM195 141V142H194ZM222 141H224L223 143H222ZM258 141H260V143H258ZM9 142H10V144H9ZM13 142V143H12ZM28 142H29V144L32 146V145H34V144H36V145H34V146H32V148L30 147V145L28 144ZM39 142H41V143H39ZM68 142V143H67ZM86 142V143H85ZM90 142V143H89ZM92 142V143H91ZM93 142H95L94 144H93ZM99 142V143H98ZM135 143L134 145L132 144V143ZM150 142V143H149ZM155 142L157 143L156 145H155ZM162 142V143H161ZM216 142H219V144L218 143H216ZM16 143V144H15ZM40 144V146L39 145H37V144ZM59 143H61V144H59ZM62 143L64 144L63 146H62ZM84 143V144H83ZM129 143H130V145L132 144V146H130L129 145ZM153 143V144H152ZM160 143V144H159ZM199 143H201V142H199ZM215 143V144H214ZM221 143L223 144V145H221ZM224 143L226 144V146L224 145ZM227 143H229V145L227 144ZM251 143L253 144V145H251ZM66 144H67V146H66ZM82 146H81V145ZM89 144V145H88ZM91 144V145H90ZM93 144V145H92ZM95 144H97V145H95ZM136 144H140V145H136ZM161 145V146H159V145ZM4 145V146H3ZM23 145V146H22ZM44 145V146H43ZM76 145H77V147H76ZM79 145V146H78ZM83 145H85V147L83 146ZM148 145L150 146V147H148ZM151 145H154V146H151ZM160 147H158V146ZM192 145V144H191ZM230 145H232V147H234V146H237V147H234V148H232ZM8 147V149H7V147ZM16 146H17V150L15 149L16 148ZM18 146H20L19 148H18ZM37 146H38V148H37ZM66 146V147H65ZM89 146V147H88ZM90 146H92V147H94V146H96L94 149L93 148H91ZM133 146H134V148H137L138 149V147H139V149L137 150V149H133ZM136 146V147H135ZM143 146V147H142ZM157 146V147H156ZM166 148H168V149H166ZM167 146H170V147H167ZM202 146V147H201ZM219 146H220V148H219ZM222 146V147H221ZM228 146H230V147H228ZM6 147V148H5ZM12 147V148H13ZM29 147H30V149H29ZM33 147H35V149L33 148ZM40 147H44L43 149L46 151V152H44V150L42 149V148H40ZM76 147V148H75ZM99 147H100V149H99ZM140 147H142V148H140ZM151 147H152V149H151ZM154 147V148H153ZM195 147V148H194ZM197 147V148H196ZM201 147V148H200ZM238 147H239V149H238ZM2 148V149H1ZM85 148V149H84ZM113 148V147H112ZM128 148H130V149H128ZM165 148V149H164ZM192 148V149H191ZM222 148V149H221ZM224 148H226V150L227 151H229V149L231 150V151H229L228 153H225L224 152ZM7 149V150H6ZM18 149L20 150V154H21V152H23L22 153V155L24 156V158L22 157V155L20 156V157H22L23 159H24V161H23V159L21 158L20 159V157H19V151H18ZM25 149H26V151H25ZM39 150L40 152H39V154H40V156H42V154H43V156L40 158V160H39V154H38V152H37V150ZM76 149V150H75ZM83 149V150H82ZM91 151H90V150ZM111 149V148H110ZM127 149V150H126ZM141 149V150H140ZM154 149V150H153ZM161 149H163V151H161ZM195 149V150H194ZM201 149V150H200ZM203 149V150H202ZM220 149L223 151H220ZM232 149H235V152H232V151H234V150H232ZM252 149V151L250 152V154H249V151ZM256 149V150H255ZM16 152H15V151ZM22 150V151H21ZM29 150L31 151V152H29ZM36 150V151H35ZM47 150H49L48 152H47ZM65 150V151H66ZM86 150V151H85ZM98 150H100V151H98ZM128 150H130V151H128ZM143 150V151H142ZM174 150V151H173ZM205 150V151H204ZM212 150V151H211ZM237 150V151H236ZM262 150V151H261ZM18 151V152H17ZM75 151V152H74ZM93 151V152H92ZM95 151H97V152H95ZM110 151H113V150H110ZM133 152V151H135V152H133V154H130L129 152ZM137 151H138V153H137ZM142 151V152H141ZM153 151H155V152H153ZM167 153H166V152ZM204 151V152H203ZM210 151V152H209ZM216 151H218L217 153H216ZM254 151V152H253ZM255 151H256V153H255ZM28 152V153H27ZM50 152V154H48ZM74 152V153H73ZM99 152V153H98ZM114 152V151H113ZM113 152H111V154L113 153ZM131 152V153H132ZM148 152H150V153H148ZM152 152H153V154H152ZM172 153V158H171V156H170V153ZM202 152V153H201ZM211 152H212V154H211ZM240 152V153H239ZM242 152V153H241ZM255 153L254 154V156H253V153ZM259 152H261V153H259ZM4 153V154H3ZM16 153V154H15ZM18 153V154H17ZM32 153V156L30 155ZM36 154V155H34V154ZM46 153V154H45ZM79 153V154H78ZM88 153H90V154H87ZM94 153V154H93ZM139 153H140V155H139ZM159 155V156H157V154ZM165 153V154H164ZM168 153H169V155H168ZM200 153V154H199ZM218 155V156H220V158L217 156L216 157V154ZM224 153H225V155H224ZM232 154L231 156H234V157H238V164H237V166L239 167H235L237 170H235V174H233L234 172H233V170L231 169L232 168V165H231V156H229V155H227V154ZM234 153H236V154H234ZM252 153V154H251ZM14 154H15V156H14ZM27 156H26V155ZM48 154V155H47ZM57 154V155H58ZM61 154V155H60ZM97 154V155H96ZM115 154V152L113 153V155ZM136 154V155H135ZM141 154H143V155H141ZM154 154H156V155H154ZM166 154H167V156H166ZM173 154H175L174 156H173ZM207 154V156H205ZM224 155V157H226V155H227V157L225 158V160H224V157H223V155ZM234 154V155H233ZM240 154V155H239ZM261 156H260V155ZM16 155H18V159L16 158L17 156ZM31 157H30V156ZM38 155V156H37ZM45 155H47L46 157H45ZM72 155H77L76 157H74V156H72ZM81 155H82V157H81ZM90 155V156H89ZM92 155V156H91ZM101 155V156H100ZM133 155H135L134 157L135 158H138V159H134L133 160V158L134 157H132ZM139 155V156H138ZM150 155H152V157L150 156ZM200 155V156H199ZM210 155V156H209ZM236 155V156H235ZM243 155H245L246 157H243ZM4 156V157H3ZM5 156H10V157H13L14 156V158H16L17 160H19L18 161V163L13 159H11L10 157V161H12V162H8V158L6 157L5 158ZM63 156V157H62ZM83 156L85 157V158H83ZM88 156V157H87ZM96 156V157H95ZM98 156V157H97ZM128 156H129V158H131V159H129L128 158ZM131 156V157H130ZM138 156V157H137ZM142 156H144V158L146 159V160H144V158L142 157ZM158 157V159H159V161L158 160H156L157 159V157ZM163 156V157H162ZM166 156V158H164ZM199 156V157H198ZM242 156V157H241ZM248 156V157H247ZM253 156V157H252ZM263 156V157H262ZM3 157V158H2ZM26 157V158H25ZM31 158V161L33 162H31L30 161V159L29 158ZM33 157V158H32ZM35 157V158H34ZM49 157V158H48ZM78 157H80V159H77ZM87 157V158H86ZM93 157H95V159L96 160H98L97 158H99V160H98V162H96V160L95 159H93ZM140 157H141V159H140ZM151 157V158H150ZM196 157V158H195ZM203 157V158H202ZM205 157H207V160L209 161V163H207V160L205 159V161L203 160ZM210 157V158H209ZM221 157L223 158V161L221 160ZM229 157V158H228ZM4 158H5V161H4ZM38 158V160L35 162V160ZM44 160H43V159ZM46 158V159H45ZM60 158H62L63 160H61ZM74 158H76L75 160H74ZM88 158H90L89 160H87ZM147 158H150L149 160L147 159ZM156 158V159H155ZM171 158V159H170ZM174 158V159H173ZM201 158V159H200ZM215 158V159H214ZM228 158V159H227ZM252 158H255L254 160L252 159ZM261 158V159H260ZM263 158V159H262ZM2 159V160H1ZM25 159H27L26 161L29 163V165L28 164H26V161H25ZM42 159V160H41ZM48 159H50V160H48ZM83 159H85V160H83ZM128 159V160H127ZM161 159L163 160V161H161ZM172 159H173V162H172ZM177 159V160H176ZM200 159V160H199ZM216 159H219V160H217L216 161ZM230 159V160H229ZM240 159V160H239ZM245 159V160H244ZM250 160V161H248V160ZM34 160V161H33ZM47 160V161H46ZM77 160V161H76ZM82 160V161H81ZM90 160H93L94 162H96L97 164H96V166L95 165H90L91 163L89 162ZM131 160V161H130ZM139 160H141L140 162H142L143 164H142V167H141V163H139V165H140V167H138V166H135L134 165V162H138ZM171 160V161H170ZM197 160V161H196ZM211 160V161H210ZM216 162H215V161ZM222 162H221V161ZM227 160H229V162L227 161ZM262 160V161H261ZM2 161V162H1ZM13 161L16 163V165H13L14 166V168H13V166H12V168H10V169H8L9 167V164H10V167H11V165H12V163H13ZM22 161V162H21ZM42 161V162H41ZM46 161V162H45ZM49 161H50V163H52L53 164V166H55V167H53V168H55V169H53L54 171L56 170V171H58V174L56 173V171L54 172L53 170H52V172H51V169H50V166H49ZM64 161V162H63ZM80 161V162H79ZM84 161L86 162V163H84ZM144 161V162H143ZM146 161H147V164H145L146 163ZM149 161H151V162H149ZM156 161V162H155ZM164 161H165V163H164ZM178 161H179V163H178ZM196 161V162H195ZM239 161H241V162H239ZM244 161V162H243ZM253 161H257L256 163L255 162H253ZM5 164H4V163ZM7 162L9 163V164H7ZM19 162H20V164H19ZM25 163V164H22V163ZM32 164H31V163ZM34 162H35V164H34ZM41 163V166H39L40 165V163ZM48 162V165L46 164ZM59 162V163H58ZM133 162V163H132ZM154 162V163H153ZM167 162V163H166ZM171 162V163H170ZM200 162H202V164L200 163ZM204 162H206L205 164H204ZM213 162V163H212ZM215 162V163H214ZM219 162V164H216V163H218ZM223 162H225V163H223ZM248 162V163H247ZM254 165H252L251 163ZM45 163V164H44ZM56 165H55V164ZM87 163H90V164H88L87 165ZM101 163V164H100ZM149 163H150V165H149ZM162 163V164H161ZM168 163H170V164H168ZM175 164L174 166H173V164ZM177 163V164H176ZM195 163V164H194ZM199 163H200V166H198L199 165ZM229 163V164H228ZM37 164H38V166H37ZM44 164V165H43ZM52 164H50L51 166H52ZM60 166H59V165ZM61 164H63V165H61ZM71 164V165H70ZM82 164V165H81ZM84 164V165H83ZM95 164V163H94ZM145 164V165H144ZM153 164H154V166L156 167V169L158 170H156L155 169V167H153ZM158 164V165H157ZM160 164H161V166H160ZM167 166V167H165V165ZM179 164V165H178ZM209 164H210V166H214V169L215 170H213V166L211 167V169L208 167L209 166ZM227 164V165H226ZM248 164H250V165H252V166H250L249 167V165ZM8 165V166H7ZM26 165V166H25ZM45 165H47V166H45ZM59 167H58V166ZM86 165V166H85ZM98 165H100V166H98ZM130 165H133V167H136V168H133L132 166H131V168H130V170L132 171H130L129 170V167H130ZM148 165H149V167H148ZM164 165V166H163ZM168 165H170V167L168 166ZM187 167H186V166ZM191 165H192V167H191ZM207 165V166H206ZM215 165H217V167L215 166ZM220 165V166H219ZM224 165V166H223ZM242 165V166H241ZM257 165V166H256ZM4 166V167H3ZM15 166H16V168H15ZM32 166H34V167H32ZM36 166V167H35ZM43 166V167H42ZM44 166H45V168H49L50 169V171H49V169L47 168V169H45L44 168ZM61 166L62 167H65V168H63V169H65V170H63V169H61ZM92 166V167H91ZM98 166V167H97ZM127 166V167H126ZM173 166V168H171ZM185 166V167H184ZM194 166V167H193ZM202 166V167H201ZM206 166V167H205ZM219 166V167H218ZM224 167V168H228V166H229V168L227 169H222V167ZM241 166V167H240ZM256 166V167H255ZM21 167H23V168H21ZM25 167H27V168H25ZM29 167V168H28ZM75 167V168H74ZM77 167V168H76ZM84 169H83V168ZM86 167H87V169H86ZM89 167V168H88ZM100 167V168H99ZM163 167V168H162ZM175 167V168H174ZM179 167V168H178ZM185 169H184V168ZM191 167V169H187V168H190ZM199 167H200V169H199ZM203 167H205V168H203ZM216 167V168H215ZM249 167V168H248ZM257 168L258 167V169H253V168ZM17 168H18V170H17ZM20 168L22 169V171L20 170ZM24 168L26 169V170H24ZM36 170H35V169ZM37 168H38V170L39 171H37ZM75 170H74V169ZM93 168V170H91ZM94 168H95V170L96 171H94ZM128 168V169H127ZM140 168H142V169H140ZM143 168H144V170L146 171V173H145V175H144V173L143 172H145L144 170H143ZM146 168V169H145ZM149 168H151V170H148ZM155 169L156 171H157V173L159 172L161 175H165V177L163 178V176H161V175H158V174H156V171H153V169ZM166 168L169 170H172V171H174L173 173H170V174H172V175H170L169 174V172H170V170H169V172H166V171H168V170H166ZM220 168V169H219ZM242 168H244V169H242ZM245 168H248L249 169V171H250V174H249V171L247 172V170L248 169H245ZM18 172H16L15 170ZM29 169H31L32 171H31V174L32 175H30V170ZM40 169H41V172H40ZM42 169L43 170H45V171H42ZM58 169V170H57ZM77 169H78V172H77ZM81 169V170H80ZM91 171H90V170ZM124 169H125V171H124ZM163 169V170H162ZM185 170V171H183V170ZM203 169H204V171H205V169H206V173L203 171ZM217 169H218V171L219 170H221V171H219L220 173H217V172H215V171H217ZM242 169V170H241ZM13 170H14V173H13V175H12V172H13ZM29 170V171H28ZM49 172V173H47V171ZM74 170V171H73ZM86 170V171H85ZM98 170H100V171H98ZM135 170V171H134ZM143 170V171H142ZM176 170H177V172H179L178 174H177V172H176ZM183 171V173H184V175L182 174V171ZM191 170V171H190ZM211 170V171H210ZM224 170V171H223ZM226 170V171H225ZM243 170H245V171H243ZM254 170V171H253ZM10 171H12V172H10ZM19 171L20 172H22L23 174L21 175V173H19ZM25 171H28L27 172V174H29V175H26V177H25ZM37 171V172H36ZM64 171V172H63ZM70 171H72L73 173H71ZM89 171V172H88ZM128 171V172H127ZM129 171H130V173H131V175H129L130 173H129ZM137 171H139V174H138V172ZM150 171H153V172H150L151 174L149 175V172ZM164 171V172H163ZM188 171H190V172H188ZM194 171V172H193ZM199 171V172H198ZM204 172V174H203V172ZM210 171V172H209ZM222 171L224 172V173H226V174H224V175H226L225 177H223V179H224V181L222 180V178H220V181L222 182H220L219 181V177L221 176L222 177V175H223V173H222ZM233 173H232V172ZM241 171V172H240ZM244 173H243V172ZM15 172L17 173V175L15 174ZM41 173L42 175H40L39 173ZM83 172H84V174H83ZM86 172V173H85ZM90 172H92L93 173V175H92V173H90ZM185 172H186V174H185ZM202 172V173H201ZM213 172H215V173H213ZM228 172V173H227ZM234 175H232L231 173ZM240 172V173H239ZM257 172V173H256ZM46 173V174H45ZM50 173H51V176H49L50 175ZM52 173H53V175H52ZM59 173H61V174H59ZM75 173V174H74ZM79 173V174H78ZM83 175H82V174ZM88 173H90V175L88 174ZM94 173H96L95 175H94ZM134 173L136 174V175H134ZM167 173V174H166ZM188 173H190V174H188ZM191 173H193V174H191ZM212 174V175H210V174ZM217 173V174H216ZM254 175H253V174ZM256 173V174H255ZM35 174V175H34ZM36 174H37V176H36ZM39 174V175H38ZM44 174V175H43ZM47 174H48V177L50 178V180H49V178L48 177H46L47 176ZM57 176H56V175ZM86 174H88V175H86ZM128 174V175H127ZM138 174V175H137ZM158 175V177H160V178H158L156 175ZM170 176H169V175ZM175 174V175H174ZM209 174V175H208ZM220 174V175H219ZM230 174V175H229ZM239 174H240V176L243 174H247V175H245L244 177L242 176L241 178H240V176H239ZM263 174V175H262ZM10 175H12V176H10ZM14 175H15V178L17 177L18 179H13L12 177H14ZM20 175V176H19ZM33 175H34V177H33ZM81 177V179L79 178L78 179V177ZM80 175V176H79ZM86 176V178L84 177L83 179H82V177L83 176ZM133 175V176H132ZM141 175H144V176H141ZM149 175V176H148ZM178 175V176H177ZM216 175H218V177L216 176ZM223 175V176H224ZM231 176V177H229V176ZM23 176H24V178L28 181V183H24V182H26V180L23 178ZM57 177V181L58 182H56V181H54L55 179H56V177ZM58 176L59 177H61V178H58ZM90 176V177H89ZM95 176V177H94ZM97 176H98V178H97ZM128 176V177H127ZM130 176H131V178H130ZM135 176V177H134ZM138 176H139V178H138ZM156 178H154V177ZM169 178H167V177ZM182 176V177H181ZM203 176V178H201ZM210 178H208V177ZM214 176V177H213ZM236 176V177H235ZM239 178H238V177ZM259 176V177H258ZM261 176V177H260ZM20 177H22L23 178V182L21 181V179L22 178H20ZM33 177V178H32ZM75 177V178H74ZM87 177H89V178H87ZM146 177H148V178H146ZM171 177H172V179H171ZM177 177H178V179H177ZM179 177H181V178H179ZM208 178V179H205V178ZM217 177V178H216ZM233 177H235V181H229L231 178H232V180H233ZM249 179H248V178ZM19 178H20V180H19ZM39 178H41V179H39ZM44 178V179H43ZM52 178H54V180L52 179ZM128 178H129V180H128ZM152 180H150V179ZM153 178V179H152ZM212 178H215L214 180L212 179ZM244 178V179H243ZM253 178V179H252ZM254 178H255V180H256V182H255V180H254ZM29 179V180H28ZM36 179H38V181H36ZM59 179V180H58ZM76 179H78V180H76ZM101 181H100V180ZM142 179V180H141ZM148 179H149V181H148ZM179 179H181V181L179 180ZM201 179H202V182H201ZM217 179H218V182H217ZM227 179V180H226ZM238 179V180H237ZM17 180V181H16ZM31 180H33V181H31ZM39 180H40V182H39ZM44 180V181H43ZM53 180V181H52ZM80 180V181H79ZM156 180V181H155ZM163 180H164V182H163ZM173 180V181H172ZM177 180V181H176ZM180 182H179V181ZM212 180V181H211ZM239 180H240V182H239ZM241 180H242V182H241ZM245 180H249L248 182L247 181H245V183H244V181ZM253 180V181H252ZM29 181H31V182H29ZM34 181H36V182H38L39 183V186H38V183L37 184H35V182ZM71 181V182H70ZM113 181V182H112ZM126 181V182H125ZM128 181H130V182H128ZM138 181V182H137ZM160 181H162V182H160ZM175 181V182H174ZM206 181V182H205ZM229 182V184H227L228 182ZM258 181V182H257ZM42 182V183H41ZM72 182H74V183H72ZM108 182V183H107ZM128 182V183H127ZM137 182V183H136ZM161 183V184H159V183ZM178 182V183H177ZM182 182V183H181ZM215 182H216V186L214 185L215 184ZM250 182H252V183H250ZM33 183V184H32ZM46 183V184H45ZM48 183V184H47ZM50 183H51V186H50ZM56 183H58L59 184V186H57L56 185ZM72 183V184H71ZM100 183H101V185H100ZM105 184V185H103V184ZM126 183V184H125ZM156 183V184H155ZM163 183V184H162ZM176 183V185H177V187L174 185V184ZM207 183V185L208 186H206L205 184ZM221 185H223V186H221ZM225 183V184H224ZM244 185V187H243V185ZM248 183V184H247ZM255 183V184H254ZM25 184V185H24ZM42 186H41V185ZM54 184V185H53ZM117 184V185H116ZM128 184L130 185V186H128ZM181 184V185H180ZM211 184H213L212 185V187L213 186H215V187H217V185L219 186V187H217L216 188V190H215V188H212L211 187V189H210V185ZM233 185V188L235 187V189L236 190H234L233 188H232V185ZM258 184V185H257ZM259 184H261L260 186H259ZM27 185V186H26ZM33 185V186H32ZM46 185H48L49 187H52L53 189H54V191H53V189L52 188H48V186L46 187ZM120 185H122L123 187H124V189H123V192L125 193H123V195H121L120 193H119V190H118V188H117V186H120ZM128 187H127V186ZM132 185V186H131ZM154 185V186H153ZM156 185H157V188H160L159 189V191H158V189L156 188ZM164 186V187H162V186ZM174 185V186H173ZM179 185V186H178ZM237 185V186H236ZM250 185H255L254 187L253 186H250ZM36 186V187H35ZM44 186V187H43ZM54 186H57V187H54ZM103 186H105L107 189H108V191H107V189L106 188H102V190H101V187H103ZM152 186V187H151ZM158 186H160V187H158ZM166 186V187H165ZM207 188H206V187ZM220 186H221V188H220ZM230 186V188H228ZM240 186V187H239ZM242 186V187H241ZM257 186V187H256ZM2 187H3V189H2ZM23 187H27V191L23 188ZM39 187V188H38ZM42 187V188H41ZM59 187V188H58ZM116 187V188H115ZM132 187V189H130ZM150 187V188H149ZM224 187V188H223ZM225 187H226V189H228L227 191H228V193H226V192H224L225 191ZM237 187H238V189H237ZM259 187V188H258ZM33 188H34V190H35V188H36V190L34 191L33 190ZM43 189V190H38L37 191V189ZM50 190V193H51V195H50V193H49V191H48V189ZM56 188H58L57 190H56ZM120 188V187H119ZM156 188V189H155ZM204 188H206V189H204ZM235 191H233L235 194H233V192H232V189ZM240 188H242V189H240ZM248 189V192H246V190L245 189ZM252 188V190H250ZM257 188V189H256ZM127 189V190H126ZM135 189V190H134ZM155 190V191H152V190ZM165 189V190H164ZM173 189V190H172ZM176 189H177V191H176ZM208 189H210V190H208ZM221 189V190H220ZM222 189H224V190H222ZM230 189V190H229ZM262 191H261V190ZM22 190H25V191H22ZM32 190H33V193L35 192V194H33L32 193ZM59 190V191H58ZM81 192H80V191ZM163 192H162V191ZM207 190H208V193L209 192H211L212 190L214 191H212L210 194H208V193H206L207 192ZM219 190H220V196H222L223 195V197L221 198V197H219L218 195H219ZM242 192H241V191ZM243 190L245 191V194H244V192H243ZM253 190H255L254 192H253ZM37 191V192H36ZM40 191V192H39ZM42 191V192H41ZM51 191H53L54 192V194L51 192ZM57 191V192H56ZM136 191V192H135ZM158 191V192H157ZM166 191V192H165ZM218 191V192H217ZM240 192V194H241V196L243 195L244 196V199L243 198H241V196H239L238 197V195H240L239 194V192ZM250 191V192H249ZM262 193H261V192ZM6 192H7V194H6ZM38 192H39V194H38ZM70 192V193H69ZM85 192V193H84ZM111 192H113V193H111ZM127 192V193H126ZM160 192H162V193H160ZM168 192V193H167ZM257 192V193H256ZM38 195H40V196H38V199H37V194ZM78 193H79V196L81 195L82 196V198H80L79 196H78ZM81 193H83V195H85L84 197H83V195L81 194ZM135 193V194H134ZM159 193V194H158ZM165 193V194H164ZM171 193V194H170ZM173 193V194H172ZM217 193V194H216ZM225 193V194H224ZM231 193V196L233 195L234 197H235V199H234V197H231L230 195H228V194H230ZM253 193V194H252ZM1 194H4L3 196L1 195ZM5 194H6V196H5ZM9 194V195H8ZM10 194H11V197L12 198H9V201H8V197H10ZM42 194V195H41ZM53 194V195H52ZM62 194V195H61ZM70 194H71V196H70ZM87 194V195H86ZM119 194V195H118ZM134 194V195H133ZM171 196H170V195ZM211 194H215V195H212L211 196ZM247 194V195H246ZM251 196H250V195ZM256 194V195H255ZM258 194V195H257ZM48 195H50V196H48ZM54 195H55V197H57V198H54ZM60 197H62V196H66V198L69 196V201H70V204L71 203H73V204H71V205H74V206H70V204H69V202H68V205L70 206L69 208H70V215L72 216V215H76L75 217H77V218H75L74 216H72V218H70L71 216H69L68 214H67V212H65L66 210H65V205H64V203H63V201H62V198H58L59 196ZM78 197H77V196ZM90 195V196H89ZM161 195V196H160ZM224 195H226V196H224ZM228 195V196H227ZM263 195V196H262ZM2 196V197H1ZM4 196H5V198H4ZM35 196V197H34ZM46 196L47 197H49V200L46 198ZM74 196V197H73ZM94 196V197H93ZM121 196V197H120ZM124 196H125V198H124ZM169 196L171 197V198H169ZM199 196H202V198L201 197H199ZM212 197L211 199H213V201L211 200H209L210 199V197ZM242 196V197H243ZM256 196V197H255ZM260 196H262V198L260 197ZM41 197V198H40ZM73 197V198H72ZM96 197V198H95ZM127 197H129V199H127ZM166 199H164V198ZM181 197V198H180ZM226 197V198H225ZM227 197H228V200L230 199V200H236L235 201V204H233L234 203V201L232 200V205L229 203L228 204V200H227ZM230 197V198H229ZM252 197H254V199H252ZM4 198V199H3ZM40 198V199H39ZM51 198V199H50ZM54 198V199H53ZM78 198H80L81 200L83 199V201H81V205H80V203H79V200L80 199H78ZM88 198V199H87ZM163 198V199H162ZM182 200V202L180 201L179 202V200L180 199ZM216 198V199H215ZM226 200H225V199ZM237 198V199H236ZM238 198H240V200H238ZM260 200H259V199ZM12 199V200H11ZM42 199V200H41ZM43 199H45V200H43ZM46 199L48 200V201H46ZM52 199L55 201V203L56 202H58V203H60V205L58 204V203H53V201H52ZM59 199H61V201L59 202ZM75 199V200H74ZM76 199H78V200H76ZM88 201H87V200ZM120 199V200H119ZM127 201H126V200ZM160 199V200H159ZM169 199V200H168ZM179 199V200H178ZM215 199V200H214ZM219 199V200H218ZM223 199V200H222ZM257 199H258V202H255V201H257ZM1 200V201H2ZM38 200H40V201H38ZM73 200V201H72ZM97 200V201H96ZM112 200V201H111ZM117 200V201H116ZM124 201V202H122V201ZM151 201V204H150V201ZM165 200V201H164ZM167 200L168 201H170V200H172L171 202H170V204L168 205V202H167ZM177 200H178V202H177ZM229 200V202H231ZM7 201H8V203H7ZM15 201V202H14ZM16 201H17V204H16ZM43 201H44V204H43ZM51 201H52V203H51ZM74 201H77V203H75ZM87 203H86V202ZM113 201L114 202H116V205H115V203H113ZM129 201V202H128ZM174 201H175V204H173L174 203ZM218 201V202H217ZM222 201V202H221ZM224 201V202H223ZM239 201V202H238ZM260 201V202H259ZM9 202H10V204H9ZM39 202V203H38ZM45 202H46V204H45ZM47 202H49L50 203V205L52 206L53 204V206H55L54 208H53V206H52V208L54 209H52L51 208V206H49V203H47ZM63 204H62V203ZM83 202H85V203H83ZM107 202V203H106ZM112 202V203H111ZM165 204H164V203ZM176 202H177V204H176ZM216 202H217V204H216ZM221 202V203H220ZM237 202V203H236ZM241 202V203H240ZM5 203V204H4ZM12 203V204H11ZM16 204V205H13V204ZM19 203V204H18ZM79 203V204H78ZM124 203V204H123ZM128 204V205H125V204ZM219 203L221 204V205H219ZM226 203V204H225ZM239 203V204H238ZM4 204V205H3ZM22 204V205H21ZM39 204H42L43 206H41L42 207V211L43 212H45L46 213V215L47 214H49L50 215V218H48L49 220L51 219H53V220H55V222H57L58 221V223H55V222H53V223H55V225L52 223V222H50L49 221V223L51 224V225H48V221H46V220H48V219H46L47 217H49V215L46 217V216H44L45 215V213H43L42 211H41V213H43V215L42 214H40V205ZM48 204V205H47ZM75 204H77V208L75 207L76 205ZM89 204V205H88ZM110 204V205H109ZM147 204V205H146ZM162 204V205H161ZM179 204V205H178ZM214 204V205H213ZM228 204V205H227ZM3 205V206H2ZM6 205V208L4 207ZM8 205V206H7ZM12 206V209H11V206ZM79 205V206H78ZM83 205V207H81ZM113 205H115V208H114V206ZM150 205V206H149ZM171 205V206H170ZM178 207H177V206ZM219 205V206H218ZM225 207H223V206ZM225 205H227V206H225ZM231 205V206H230ZM233 205H236L235 206V208H237V209H235L234 208V206ZM239 205H240V208H241V211L239 210L240 208H239ZM14 206H16L15 208L17 209V207H20V208H18V211H15V208H13ZM46 206L48 207V208H46ZM111 206V207H110ZM126 206H128V207H126ZM153 206V207H152ZM163 206V207H162ZM217 206H218V208L220 209L221 207V209H224V210H216L215 211V209H217ZM8 207H10V208H8ZM22 207V208H21ZM34 207V210H36V211H34L32 208ZM35 207H36V209H35ZM40 207V208H39ZM81 207V208H80ZM85 207V208H84ZM86 207L88 208V210L86 209ZM110 207V208H109ZM117 207V208H116ZM123 207V208H122ZM149 207V208H148ZM162 208V210H161V208ZM170 207V208H169ZM173 207H175V210L173 209ZM209 207V208H208ZM211 207L213 208V211H212V209H211ZM228 207V208H227ZM243 207V208H242ZM44 208H45V210H44ZM80 208V209H79ZM149 210H148V209ZM201 209L200 211H199V209ZM204 208V209H203ZM232 208V209H231ZM3 209H5V210H3ZM14 209V211H12ZM25 209V211L23 212L22 210H24ZM46 209L48 210L47 212H46ZM56 209V210H55ZM75 209H77L76 210V212H75ZM79 209V210H78ZM82 209H84L85 211H86V214H84L83 216L85 217V218H83V216H82V214L84 213V210H83V212H82ZM120 211H119V210ZM151 209V210H150ZM210 210V212H209V214L207 215V213L206 212H208L207 210ZM112 210V211H111ZM113 210H115V211H119V212H115V211H113ZM122 210V211H121ZM154 210V211H153ZM170 212H169V211ZM172 210V211H171ZM202 210H203V212H202ZM226 210L228 211V212H226ZM243 210V211H242ZM21 211V213L23 212V214H21V213H19V215H18V212H20ZM50 211V212H49ZM62 211V212H61ZM80 211V212H79ZM146 211V212H145ZM149 211V212H148ZM159 211V212H158ZM163 211H165V212H168V213H166V214H164L165 212H163ZM212 211V212H211ZM223 212V213H225V215L223 214V213H221V212ZM11 212H15L14 213V217H13V213L11 214ZM49 212V213H48ZM59 212H61L60 214H61V216H60V214H58ZM78 212V214H76ZM154 212H155V214H154ZM162 212H163V214L165 215H163L162 214ZM181 212V213H180ZM183 212V213H182ZM185 212V213H184ZM234 212V213H233ZM238 212V213H237ZM240 212V213H239ZM55 213V214H54ZM63 213H64V215H63ZM66 213V214H65ZM75 213V214H74ZM79 213H80V215H79ZM82 213V214H81ZM89 213V214H88ZM112 213H114V214H112ZM116 213V214H115ZM150 215H149V214ZM180 213V214H179ZM205 213V214H204ZM214 213V214H213ZM221 213V214H220ZM1 214H3V215H1ZM4 214H6V215H4ZM9 214H10V216H9ZM25 214V215H24ZM112 214V215H111ZM155 215V217L156 218H154V215ZM171 214H172V217H170L171 216ZM229 214H230V216H229ZM11 215H12V217H11ZM20 215H22V217L20 216ZM39 215H40V217H39ZM52 215V216H51ZM66 215V216H65ZM78 215V216H77ZM116 217H115V216ZM153 215V216H152ZM177 215V217H175ZM178 215L179 216H186V218L184 219L183 217H180L181 219H179V217H178ZM205 215H206V217H205ZM211 215V216H210ZM212 215L214 216V218L212 219L211 217H212ZM17 216V217H16ZM18 216H19V218H18ZM41 216H42V218H41ZM45 218H44V217ZM55 216H59V219H58V217H55ZM79 216L82 218H80L79 219ZM88 216V217H87ZM90 216V217H89ZM114 216V217H113ZM174 216V217H173ZM237 216V217H236ZM5 217V218H4ZM10 217L12 218V219H10ZM52 217V218H51ZM164 217V218H163ZM169 217V218H168ZM208 217H210V218H208ZM17 219V220H15V219ZM22 218V219H21ZM23 218H24V220H23ZM56 218H57V220H56ZM60 218H62V219H60ZM64 218H66V219H64ZM70 218V219H69ZM74 218V219H73ZM89 218V219H88ZM92 218V219H91ZM115 218V219H114ZM159 219V222H157L158 221V219ZM173 218H175L177 221H175ZM183 218V219H182ZM3 219H5L4 221H3ZM20 219L22 220L21 222L23 223V221H24V223H23V225H24V227L23 228H25V227H29V229L28 228H26L27 230H24V229H21V227L20 226H23L22 224L20 225L19 223H21L20 222ZM72 219H73V222H72ZM83 219H86L85 221H83ZM107 219V220H106ZM154 219H156V220H154ZM10 220H12L13 221V224H12V221H10ZM15 220V221H14ZM46 222H45V221ZM52 220V221H53ZM66 220H68V221H71V222H68V221H66ZM105 220V221H104ZM113 220H115V223H113L114 221ZM165 220V221H164ZM173 220V222H171ZM183 222H182V221ZM210 220H212V221H210ZM214 220V221H213ZM2 221V222H1ZM7 221H8V223L9 222H11V223H9V225L7 226ZM16 221L18 222V223H16ZM86 221H88V222H86ZM96 221V222H95ZM112 221V222H111ZM156 221V222H155ZM179 221H180V223L182 222V224H183V226L179 223ZM18 225V227H17V225L15 226V223ZM60 222L61 223H64L63 225H61L60 224ZM65 222H66V224H65ZM102 224H101V223ZM104 222V223H103ZM211 222H214L213 224L211 223ZM219 223V225H220V227H222V228H220L219 227V225H217L218 223ZM4 223H6V224H4ZM45 223H47V224H45ZM75 225H74V224ZM106 223V224H105ZM114 225V224H116V227L115 228H113L114 226H112V224ZM165 223V224H164ZM172 225H171V224ZM177 223L179 224V225H177ZM211 223V224H210ZM10 224H12V225H10ZM25 224H26V226H25ZM78 224V225H77ZM98 224H100V225H98ZM105 224V225H104ZM166 224H167V226H166ZM3 225V226H2ZM39 225V226H38ZM54 225V226H53ZM66 225V226H65ZM71 225V226H70ZM77 225V226H76ZM176 225V226H175ZM180 225H181V227H180ZM211 225H212V227H211ZM214 225V226H213ZM217 225V226H216ZM7 226V227H6ZM10 226V227H9ZM12 226V227H11ZM47 226H49V227H47ZM83 227L82 229H79L80 227ZM86 226V227H85ZM163 226H165L166 228H167V230H165L166 228H163ZM172 226V227H171ZM216 226V227H215ZM52 227V228H51ZM76 227V228H75ZM103 227H105L104 229H103ZM219 227V228H218ZM9 228H10V231H9ZM11 228L13 229H15V231L17 232H12V230H11ZM20 228V229H19ZM51 228V229H50ZM53 228L56 230V233H57V235H56V233H54V232H52V230H53ZM65 228L67 229V230H65ZM78 228V229H77ZM161 228V229H160ZM171 228V229H170ZM181 228V229H180ZM206 228V229H205ZM2 229H4V230H2ZM13 229V230H14ZM17 229V230H16ZM20 231H19V230ZM49 229V230H48ZM64 229V230H63ZM75 229V230H74ZM86 229V230H85ZM160 229V230H159ZM163 229V230H162ZM180 231H179V230ZM22 230V231H21ZM26 232V231H28V232H26L27 233V235H26V233H24V231ZM51 230V231H50ZM55 230H53V231H55ZM70 230V231H69ZM72 230V231H71ZM250 230V231H249ZM4 231V232H3ZM43 232V233H40V232ZM67 231H69V232H67ZM75 231H77V232H75ZM81 231V232H80ZM83 231V232H82ZM85 231V232H84ZM87 231V232H86ZM103 231V232H102ZM162 231V232H161ZM182 231H183V233H182ZM21 232H23V234L24 235H22L21 234ZM79 232H80V235H79ZM164 232H166V233H164ZM180 232V233H179ZM8 233H10V234H8ZM14 233V234H13ZM76 233V234H75ZM85 233H87V234H85ZM6 234H8V235H6ZM54 236H53V235ZM72 235L71 237H70V235ZM78 234V235H77ZM84 234H85V236H84ZM88 234H90V235H88ZM10 235L12 236V235H15L14 236V238H12V237H10ZM26 235V236H25ZM43 235V236H42ZM166 235V236H165ZM12 238L13 239V241H15V242H13L12 240L10 241V238ZM28 236V237H27ZM31 236H32V242H30L31 241ZM83 236H84V239H83ZM89 236H92V237H89ZM168 236V237H167ZM3 237V238H2ZM56 237H59V238H57L56 239ZM74 237H76L77 239H78V242H77V239H75ZM89 237V238H88ZM167 237V238H166ZM5 238V239H4ZM9 238V239H8ZM17 238V239H16ZM23 238V239H22ZM28 238V239H27ZM30 238V239H29ZM41 238V239H40ZM44 238V239H43ZM46 238V239H45ZM70 238H72V239H70ZM74 238V239H73ZM79 238H80V240H79ZM90 238H91V240H90ZM93 238V239H92ZM3 239V240H2ZM15 239V240H14ZM18 239H19V241H18ZM90 241H88V240ZM167 239H169L170 241H172V242H170L169 243V240H168V242H167ZM42 240H44V243H43V241ZM46 240H47V242H46ZM114 240V241H113ZM117 240H118V242H117ZM2 241V242H1ZM40 241V242H39ZM72 241V242H71ZM76 241V242H75ZM12 242V243H11ZM18 242V243H17ZM21 242V243H20ZM28 242V243H27ZM46 242V243H45ZM58 242V243H57ZM60 242L63 244V246L60 244ZM92 242H94L95 244H92ZM167 242V243H166ZM5 243V244H4ZM10 243V244H9ZM19 244V246L18 245H16L15 246V244ZM30 243V244H29ZM38 243H41V244H38ZM49 243H50V245H49ZM82 243H84V244H82ZM86 243V244H85ZM60 246H59V245ZM83 245L82 246V248H81V246L80 245ZM92 244V245H91ZM120 246H119V245ZM186 244L188 245V246H186ZM38 245H40V247H38ZM46 245V246H45ZM52 245V246H51ZM55 245V246H54ZM90 245V246H89ZM173 245V246H172ZM182 245H184V246H182ZM3 246V247H2ZM7 246V247H6ZM13 246V247H12ZM106 246V247H105ZM111 248H110V247ZM119 246V247H118ZM161 246V247H160ZM17 247H19V248H17ZM38 247V248H37ZM46 247H47V249H46ZM84 247V248H83ZM4 248V249H5ZM26 250H24V249ZM37 248V249H36ZM39 248L41 249V251L39 250ZM49 248V249H48ZM51 248H53V249H51ZM17 249H18V253H17ZM21 249V250H20ZM35 249L36 250H38L37 252L35 251ZM42 249H44V251L42 250ZM86 249V250H85ZM88 249V250H87ZM57 250V251H56ZM66 251V252H68V255H67V258L63 261L62 260V253H63V251ZM48 251V252H47ZM52 251V252H51ZM106 251H108V252H106ZM41 252H43V253H41ZM48 254H47V253ZM62 252V253H61ZM20 253V254H19ZM55 253H56V255H55ZM108 253V254H107ZM23 256H22V255ZM58 254V255H57ZM36 255H37V257H36ZM38 255H41V259H38V258H40V256H38ZM43 255V256H42ZM114 255V256H113ZM10 256V257H9ZM19 257V259H18V257ZM48 256V257H47ZM111 258H110V257ZM17 257V258H16ZM20 257H21V259H20ZM58 257V258H57ZM69 257V258H68ZM48 258V259H47ZM51 258H52V260H54V261H51ZM61 258V259H60ZM115 258V259H114ZM38 259V260H37ZM113 259L115 260V262H113ZM16 260H17V262H16ZM19 260V261H18ZM23 262H22V261ZM60 260H62L61 262H58V261H60ZM42 261V262H41ZM50 261V262H49ZM87 261V262H86Z\"/></svg>",
	"mask_w": 264,
	"mask_h": 264
},
{
	"label": "bare ground",
	"instance_id": "obj_2",
	"mask_svg": "<svg viewBox=\"0 0 264 264\" xmlns=\"http://www.w3.org/2000/svg\"><path fill=\"white\" fill-rule=\"evenodd\" d=\"M125 1V0H124ZM165 0H126V3L125 2H121L122 3V5H124V4H126V6H127V4L128 3H131L132 4V6H133V9L134 10H141L140 12V14L139 13H137V15L139 16V20L142 22V28H143V30H145L146 31V37H145V39L147 40V42H148V44L150 43L151 44V50H152V52L153 53H151L152 55L154 54V58H155V63H153V64H155V66H156V68H159L160 66H165L166 67V70L165 71H167V76H168V79H169V85H168V88L166 89V87H167V85H166V87H165V85L161 82L162 80H160L161 78H159V77H161V76H159L158 78H156V79H154L155 77L153 76V78L152 79H154L152 82H148V84H149V86L148 85H145V84H141V82L142 81H145V79H146V77H147V74L146 75H143L142 73L144 72V69L147 71V69H146V67H147V65L145 66V68L143 69V68H141L142 66L144 67V65H143V63L141 64V65H138V66H140V69H142V72L140 73V79H141V82L139 83L138 82V84L137 85H135V86H138L137 87V91H136V93H135V95H134V98L132 97V95H131V97H132V99L130 100V99H128L127 97V95L125 96V98H127L131 103V107H129L130 108V112H131V109L133 110V112H132V114H134V116H132V114H130L131 116L130 117H135L134 119H136V121H141L142 122V124H137L138 125V127L140 126L141 127V129H145V127H152L153 125H154V121H155V119H156V117H157V115H158V110L160 109L161 110V108H160V106H162L163 104H162V97H164L165 99H166V101H171V102H169V103H171V105H176L178 108H179V110L181 111V113L178 111L177 113H179V115H181L182 117H184V120H183V127H181V129H180V127H179V130L177 129L178 127V124H180L178 121H176V122H178V124H174L173 123V121H172V123L177 127H175V129L172 127V126H170L169 128H166L165 130H164V133L167 135V137H168V139H166L167 140V143H164V144H169L170 146H171V148L172 149H174L175 151H176V153H178L177 155H179L178 157H176V158H180V159H182V161H183V164H189V163H191V161H192V157L193 156H191V154L189 153L190 151H188V149H189V147H191V146H193L195 143H193V142H190V140H188V138H189V133H190V135H191V125H192V121L194 122V120H192V117H193V119H195V122H196V125L198 126V128H197V126H196V128L197 129H200L199 130V133L195 130H193L194 132H197V134H198V138H200V140H198L199 142H201V143H196V144H201L204 148H205V150H207V153H208V150L209 149H212L213 150V148H215V146H213V148H211V143H210V139H212L211 138V136H210V134L212 133H208L207 131L209 130V129H213L214 130V128L213 127H211L210 128V125H209V127L207 128L206 127V122H207V120L209 121L210 120V118L208 119V113L209 112H207V111H209V109H210V107L211 106H213V105H216V107L219 105V106H221V111L223 112H226L227 110H228V107H229V105H228V102L227 101H229L228 99H232L235 95V92H236V86L234 85H230V86H228V88H226L225 86H223V85H225V84H221L222 85V89H221V85L219 84V85H217V83L214 81V76L217 74L216 73V71L214 70H212L211 71V75L209 74L210 73V71H209V73L208 72H206L205 70H204V68H205V66H206V64L205 63H207V62H209V59H211V57H212V54H213V52L215 51V50H218V52H220V51H225L226 52V54L227 53H229L230 52V57H229V55H226V56H228V58H232V59H230V62H229V60L227 61V62H223L221 65H219V70L221 69L222 70V72H223V75H224V73L226 72V75L230 78V80L232 81V82H235V84H237L238 82L237 81H242V80H247V79H249L250 78V83L252 82H254V77H256L255 75H257L256 73H255V68H254V66H253V64L254 63H252V61H251V65H250V63H249V65H247V66H245L246 65V63H245V65H243V64H240V62L239 61H237L236 62V60H235V57L236 56H239V54H241L242 52L243 53H253V47H251V46H249L250 44H247V47H244V48H233L234 50L232 51L231 49L232 48H226V47H224V46H222L221 44H222V40L220 41L221 42V44L219 43V39H217L216 41H215V36L217 35V34H215V36L212 38V34H214V33H211L212 31L213 32H215V31H218L217 29H218V27L220 28V30H219V36H220V39L222 38L221 37V35L223 34V33H225V31H226V29L228 28V30H227V32H228V34L227 35H229V36H231V37H233L234 35H236L238 32L236 31L237 29H235L234 28V30H235V32H237L236 34H235V32H234V30H233V28L229 25V24H231V25H233V24H235L236 22L234 21L233 22V24L230 22L231 21V18H232V20L233 19H235L232 15L233 14H231V13H233V11H230V9H229V7H228V4H227V0H217V1H212V3H211V5L208 7V8H210V10L209 11H207L206 12V10L204 9V17H209L210 18V22L208 23V25L206 26L207 28V32L208 31H211L210 33V35H212L211 36V40H210V42H211V44L212 45H209V46H206V47H203V45L201 46L200 44H198V45H195L193 48H192V52H191V57H189V58H191V59H188V60H184V61H182L183 62V64H181V65H178L177 64V59L179 58V55L180 54H182V53H180L179 54V51H178V48H177V45L176 44H178V43H176V38H177V36H174V35H176L177 33H174L173 32V27H175V25L178 27V25H180L182 22H187V23H189L187 20H192V22H193V20H195L196 19V16H197V14H198V11H196L197 9V7L196 8H193V7H191V8H189V9H185V10H183V11H181L180 12V9H178L179 10V12L178 11H176V12H174L172 9V6H174V5H176L178 2H177V0H171V1H175V2H177V3H175V4H173L172 5V2L171 3H169V1H165L166 2V4H165V2H164ZM198 1V0H197ZM211 1V0H210ZM231 1V0H230ZM234 1V0H233ZM237 1H240L241 2V0H237ZM243 1V0H242ZM247 1V0H246ZM120 2H119V4H120ZM159 2V3H158ZM208 1H206V3H207ZM244 2V1H243ZM249 2V1H248ZM247 2V3H248ZM153 3H158L157 5H159L160 6V3L162 4L161 6V8H159V9H156V10H154L155 9V5H153V7H154V9L151 7V5L153 4ZM168 3V4H167ZM196 3V2H195ZM202 3H204V0H203V2ZM236 3V2H235ZM238 3V2H237ZM236 3V4H237ZM244 3H246V2H244ZM264 4V0H251V3H250V5L251 6H256V4ZM118 4V5H119ZM131 4H128V7H129V5H131ZM179 4V3H178ZM208 4H209V2H208ZM232 4H233V2H232ZM172 5V6H171ZM204 5V8H207V5H205V3L203 4ZM235 5V4H234ZM233 5V6H234ZM245 5H247V4H245ZM249 4L247 5V6H250ZM86 6V5H85ZM181 6H182V4H181ZM202 6V5H201ZM238 6V9H239V7L241 6V4H240V6L239 5H237ZM236 6V7H237ZM242 6H244V4H242ZM250 6V7H251ZM117 7V6H116ZM125 7V6H124ZM131 7V6H130ZM157 7V6H156ZM176 7H179V5L177 6L176 5ZM235 7V6H234ZM235 7V8H236ZM257 7V6H256ZM259 7H260V5H259ZM263 7V6H262ZM261 7V8H262ZM77 8L78 9H80L81 8V4H77ZM122 8H123V6H122ZM184 8V7H183ZM201 8V7H200ZM231 8H232V6H231ZM241 8V7H240ZM248 8V7H247ZM258 8V7H257ZM257 8H255L256 10H257ZM116 9V8H115ZM119 9H121V8H119ZM258 9H260V8H258ZM122 10V9H121ZM123 10H124V8H123ZM176 10V9H175ZM236 10V9H235ZM249 10V13H250V9H248ZM253 10V8L251 7V11ZM264 10V9H263ZM262 11V10H261ZM120 12V11H119ZM119 12H118V9H117V15H119ZM122 13V12H121ZM124 13H126V11L124 12ZM128 13V12H127ZM127 13H126V16H127ZM201 13V12H200ZM237 13H239V12H237ZM253 13V15L251 16L252 18V21L253 22H256V24H258L257 26L258 27H255V28H257V30H256V32H254L256 35H258V36H261V34L263 33L264 34V13L263 12H259V11H254V12H252ZM240 14V13H239ZM136 15V16H137ZM248 14L246 13V16H247ZM103 16V15H102ZM121 16V15H120ZM122 16L124 17L125 15L124 14H122ZM135 16V15H134ZM135 16V17H136ZM137 16V17H138ZM236 16V15H235ZM249 16V15H248ZM247 16V18H249ZM128 18H129V16H127ZM137 17H136V19H137ZM228 17L230 18L229 19V21H228ZM130 18H131V16H130ZM133 18V17H132ZM237 18V17H236ZM246 18V19H247ZM124 19H125V17H124ZM218 19H220V20H218ZM250 19V18H249ZM248 19V20H249ZM135 20V19H134ZM236 20V19H235ZM139 21V22H140ZM218 21L220 22V25L218 24ZM237 21V20H236ZM127 22H128V19H127ZM131 22H133V21H131ZM134 22H136V20L134 21ZM137 22H138V20H137ZM191 22V21H190ZM191 22V23H192ZM246 22H248V21H246ZM253 22H252V25H255V24H253ZM187 23H186V25H187ZM131 24V23H130ZM133 24H136V23H133ZM138 24V23H137ZM163 24V25H162ZM184 24V23H183ZM141 25V24H140ZM247 25V24H246ZM246 25H244L245 26V28H243L244 30H241L242 32H241V34H240V32H239V34L241 35V37H238L239 39L240 38H242L241 39V42L240 43H242L243 42V40L244 41H246L247 40V38L246 37H248V39L249 38H251V36L249 37V35L251 34L250 32H252V31H249V30H251V29H246ZM251 25V24H250ZM125 26L127 27V24H125ZM133 26V25H132ZM182 26V25H181ZM184 26V25H183ZM192 26V24L191 25H189V27H188V25H187V27H188V29H190V27ZM234 26V25H233ZM136 27V26H135ZM161 27L163 28V30L165 31V36H162L161 35V32L159 31V28L161 29ZM186 27V28H187ZM230 27L232 28V30H230ZM185 28V27H184ZM183 28V29H184ZM253 28H254V26H253ZM177 29V28H176ZM180 30H182V28H179ZM136 30V29H135ZM135 30H133L132 32H134ZM141 30V29H140ZM162 30V31H163ZM185 30H187V29H185ZM184 30V31H185ZM192 30V29H191ZM205 30V29H204ZM253 30H255V29H253ZM160 33H159V32ZM163 31V32H164ZM175 31V30H174ZM183 31V30H182ZM183 31V32H184ZM107 32V31H106ZM137 33H138V31H136ZM163 32H162V34H163ZM172 32H173V34L174 35H171L172 34ZM179 34L181 33L180 31H177ZM185 32H188L187 34L189 35V32H190V30H188V31H185ZM192 32H195V31H192ZM223 32V33H222ZM64 33V32H63ZM128 33H129V31H128ZM128 33L126 34V36L128 37ZM139 33H140V31H139ZM145 33V32H144ZM144 33H142V34H144ZM205 33V32H204ZM253 33V32H252ZM65 34V33H64ZM83 32H80V33H78V34H76V35H72V36H70V38H68L67 40H65L66 41V43L65 44H63L64 46H66L68 49H66V50H68V51H66V52H63V50L61 51V54L63 53V54H65V70L64 71H69L70 70V68H72V67H78V68H82L83 69V67L84 68H86V66L85 65H87L88 63H90V62H88L90 59L87 57L88 55L90 56V55H92V46H91V44L90 45H88L86 42V44H80L79 43V41L81 42V40H80V38L81 37H83ZM107 34V33H106ZM187 34H181L182 36H184L185 35V37L187 38H183L181 35H179L180 37H182V39L183 40H188L189 38H188V36H186ZM194 34V33H193ZM203 34V33H202ZM201 34V35H202ZM206 34V33H205ZM209 34V33H208ZM238 34V35H239ZM131 35V34H130ZM170 35H171V38H172V42H168V50L167 49H165L166 47H164V40L165 39H167V37H169L170 38ZM191 35V34H190ZM225 35V34H224ZM224 35H223V37H224ZM239 35V36H240ZM42 36V35H41ZM63 36V35H62ZM133 38H135L134 36H133V34L131 35ZM135 36H136V34H135ZM142 36V35H141ZM173 36V37H172ZM209 36V35H208ZM255 36V35H254ZM130 37V36H129ZM131 37V38H132ZM136 37H138V36H136ZM143 37V38H144ZM176 37V38H175ZM194 37V36H193ZM200 37V36H199ZM235 37V36H234ZM246 38V40H245V38ZM92 38V37H91ZM123 38V37H122ZM124 38H126V37H124ZM123 38V39H124ZM141 38V37H140ZM140 38H139V41H140ZM198 38V37H197ZM201 38V37H200ZM208 38V37H207ZM216 38H217V36H216ZM226 38V37H225ZM237 38V37H236ZM254 38V37H253ZM258 38V37H257ZM256 38V39H257ZM90 39V38H89ZM180 39V38H179ZM179 39H178V41H179ZM181 39V40H182ZM223 39V38H222ZM261 39H263V38H261ZM260 39V40H261ZM92 40V42H95V41H93L94 40V38L93 39H91ZM91 40L90 41H87V42H91ZM131 40H133V39H129V41H131ZM142 40V39H141ZM193 40H195V38L193 39ZM224 40H226V39H224ZM223 40V41H224ZM236 40V39H235ZM251 40V39H250ZM250 40H248L247 41V43H249V41ZM264 40V39H263ZM38 40L37 39H32L31 41H30V45H36L37 43H39V42H37ZM64 41V42H65ZM134 41V40H133ZM135 41H137L138 42V47H140L141 48V45L139 44V41L138 40H136L135 39ZM134 41V42H135ZM258 41V40H257ZM64 42H62V43H64ZM96 42H97V40H96ZM121 42H123V41H121ZM143 41H141V43H142ZM144 42H145V44L147 45V43H146V41L144 40ZM143 42V43H144ZM183 42V41H182ZM186 42V41H185ZM195 42V41H194ZM225 42V41H224ZM231 42H232V39H231ZM236 42H237V40H236ZM252 42L254 43V41L252 40ZM129 43V42H128ZM127 43V44H128ZM136 43V42H135ZM179 43H181V42H179ZM189 43H191V42H189ZM226 43V42H225ZM238 43H239V40H238ZM240 43L238 44V45H240ZM264 42H262V44H263ZM105 44H106V42H105ZM122 44H124V46H125V43H122ZM130 44H132V43H130ZM134 44V43H133ZM150 44L149 45H147V47L148 46H150ZM165 44H166V42H165ZM182 44H184V42L182 43ZM187 44L188 43H186V46H187ZM204 44V43H203ZM224 44V43H223ZM235 44V43H234ZM244 44H246V43H244ZM255 44H256V42H255ZM93 45V44H92ZM185 45V44H184ZM243 45V44H242ZM242 45H241V47H242ZM257 45H258V42H257ZM123 46V45H122ZM129 46V45H128ZM136 46H137V43H136ZM178 46H180V44L178 45ZM182 46V45H181ZM186 46H183L184 47V49H183V51L185 50V47ZM189 46H191V45H189ZM188 46V47H189ZM205 46V45H204ZM235 46V45H234ZM246 46V45H245ZM249 46V47H248ZM255 46V45H254ZM63 47V46H62ZM143 47H144V44H143ZM227 47H228V43H227ZM64 48V47H63ZM95 48V47H94ZM130 48V47H129ZM132 48V47H131ZM137 48V47H136ZM135 48V49H136ZM181 48V47H180ZM191 48V47H190ZM190 48H188V49H190ZM257 48V47H256ZM263 48V47H262ZM5 49V48H4ZM4 49H3V51H4ZM60 49V48H59ZM96 49V48H95ZM127 49V48H126ZM147 49V48H146ZM187 49V48H186ZM260 49V48H259ZM117 50H118V48H117ZM116 50V51H117ZM132 50V49H131ZM131 50H130V52H131ZM134 50V49H133ZM132 50V51H133ZM140 50H142V49H140ZM220 50V51H219ZM256 50V49H255ZM6 51V50H5ZM4 51V52H5ZM59 51V50H58ZM115 51V52H116ZM122 51V50H121ZM129 51V50H128ZM137 51V50H136ZM149 52H150V50H148ZM187 51V50H186ZM257 51H258V49H257ZM264 51V50H263ZM4 52H2V54L4 53ZM94 52H95V50H94ZM120 52V51H119ZM129 52V53H130ZM138 52V51H137ZM137 52H135V53H137ZM142 52V51H141ZM149 52H148V54H149ZM181 52V51H180ZM217 52V53H218ZM59 53V52H58ZM96 53V52H95ZM100 53V52H99ZM117 53V52H116ZM128 53V52H127ZM126 53V54H127ZM133 53H134V51H133ZM143 53V52H142ZM166 53V54H165ZM169 55H168V54ZM189 53V52H188ZM188 53H186V54H188ZM242 53V54H243ZM60 54V55H61ZM62 54V55H63ZM94 54V53H93ZM101 54V53H100ZM140 53L138 52V55H139ZM184 54H185V52H184ZM183 54V55H184ZM216 54V53H215ZM214 54V55H215ZM235 54V55H234ZM260 55H261V53H259ZM262 54H263V52H262ZM61 55V56H62ZM97 55H99L98 53H97ZM120 55V54H119ZM124 55V54H123ZM132 55V54H131ZM130 55V56H131ZM134 55V54H133ZM144 55H145V53H144ZM143 54H142V56L143 57H145V59H146V61H147V59L148 58H146L148 55H146V56H144ZM150 55V54H149ZM169 56V57H167V56ZM220 55V54H219ZM249 55V54H248ZM252 55V54H251ZM253 55H255V53L253 54ZM257 55V54H256ZM4 56V55H3ZM10 56V55H9ZM101 56V55H100ZM104 56V55H103ZM121 56V55H120ZM128 56V55H127ZM129 56V57H130ZM135 56V55H134ZM188 56H189V54H188ZM241 57H242V55H240ZM244 56H246V55H244ZM262 56H264V55H261V56H258V57H260V59H261V57ZM91 57V56H90ZM96 57V56H95ZM126 57V56H125ZM129 57H126L127 59L129 58ZM132 57V56H131ZM130 57V58H131ZM136 57H137V54H136ZM143 57H141V58H143ZM149 57V56H148ZM166 57L168 58V59H166ZM185 58L187 57V56H184ZM216 57V56H215ZM218 57V56H217ZM2 58H4V57H2ZM87 58L89 59L88 61H87ZM100 58V57H99ZM129 58V59H130ZM140 58V56H139V58H138V63H139V59H141ZM180 58H181V56H180ZM179 58V59H180ZM192 58H193V60H192ZM254 58V57H253ZM253 58H251V56H250V59H252L253 60ZM63 59H64V57H63ZM93 59V61H94V59H96V58H92ZM128 59V61L130 62L131 60H133L132 58H131V60H129ZM135 59H137V58H135ZM149 59H152V56H150V58ZM226 59H227V57H226ZM239 59H241L240 57H239ZM254 59H256V58H254ZM264 59V58H263ZM262 59V60H263ZM51 60V59H50ZM104 60V59H103ZM126 60V59H125ZM124 60V61H125ZM189 60H191L190 61V63H188L189 62ZM194 60L197 62V63H199L200 65V72L198 73V75L196 74H194L193 72H191V74L188 72L189 71V69L191 70V68L192 67H190L188 70H186L185 68H186V66H188V64H190V65H192L193 64V62H194ZM208 60V61H207ZM216 60V59H215ZM220 59H218V61H219ZM248 60V59H247ZM261 60V61H262ZM101 61V60H100ZM123 61V60H122ZM123 61V62H124ZM142 61V60H141ZM140 61V62H141ZM149 62L147 63V64H149L150 63V61L151 60H148ZM193 61V62H192ZM214 61V60H213ZM221 61V60H220ZM264 61V60H263ZM262 61V62H263ZM40 62V61H39ZM45 62V61H44ZM98 62H99V60H98ZM98 62H96V63H98ZM102 62H104V61H102ZM102 62H101V65H105V64H102ZM134 62V61H133ZM136 62V61H135ZM134 62V63H135ZM143 62V61H142ZM154 62V61H153ZM181 61H179V63H180ZM191 62H192V64H191ZM210 62H211V60H210ZM248 62V61H247ZM258 62V61H257ZM257 62L255 63V64H257ZM100 63V62H99ZM122 63V62H121ZM120 63V66L122 65ZM144 63H146V62H144ZM151 63H152V61H151ZM212 63V62H211ZM215 63V62H214ZM214 63H212L213 64V69H215V65H214ZM261 63V62H260ZM40 64V63H39ZM46 64V63H45ZM44 64V65H45ZM50 64V63H49ZM75 64V65H74ZM127 64H129V63H127ZM194 64H195V62H194ZM95 65V64H94ZM97 65V64H96ZM96 65H95V67H96ZM99 65V64H98ZM107 65H108V63H107ZM126 65V64H125ZM137 65V64H136ZM197 65V64H196ZM195 65V66H196ZM209 65V66H208ZM216 65H217V62H216ZM262 65H263V63H262ZM45 66H47V65H45ZM119 66V67H120ZM127 66V65H126ZM154 66V65H153ZM207 66L208 67H210L211 68V66L212 65H210V64H208L207 63ZM257 66H259V65H256V68H257ZM99 67V66H98ZM130 67V66H129ZM129 67H125V68H129ZM197 67V66H196ZM196 67H193L194 69L196 68ZM260 67H262V70L264 71V66H260ZM91 68H92V64H91V66H88V70H89V72H90V70H91ZM155 68V67H154ZM155 68V69H156ZM178 68V69H177ZM198 68V67H197ZM27 69V68H26ZM40 69H42V71H40V72H37L36 74V76L34 75V77H32L31 76V79H28V83H27V87H26V89H27V91H28V89H31V88H33V87H35L36 89L38 88V90H40V91H42L43 89H48V87H52V85H47V83L49 82L48 80L51 78V80H52V77L51 76H53L54 77V75H52V72H50V71H48V70H43V67L42 68H40ZM51 69V68H50ZM93 69H97V67L96 68H94L93 67ZM93 69H92V72H93ZM106 69V68H105ZM104 69V70H105ZM137 69H139V67L137 68ZM161 69H162V67H161ZM257 69H259V68H257ZM256 69V70H257ZM261 69V68H260ZM21 70V69H20ZM23 70V69H22ZM52 70H54V69H52ZM130 70V69H129ZM150 70H152V68L150 69ZM160 70V68L158 69V71ZM197 70V69H196ZM207 70V69H206ZM208 70H210V69H208ZM207 70V71H208ZM218 70V71H219ZM27 71V70H26ZM26 71H24V72H26ZM54 71H56V70H54ZM53 71V72H54ZM94 71H96V70H94ZM100 71V69L97 71V72H99ZM120 71V70H119ZM125 71V70H124ZM127 72H129V74H126L127 75V77H128V79H127V77H126V81L125 82H127V80L128 81H130L131 82V84L133 85V83L136 81V79H139V78H137V75H138V71L139 70H136V72L134 73L133 71H132V69H131V71H132V74H130V72L131 71H128V70H126ZM126 71H125V73H126ZM162 71V70H161ZM177 71V72H176ZM194 71V70H193ZM225 71V72H224ZM259 70H257L256 72H258ZM263 71H262V73H263ZM63 72V71H62ZM61 72V73H62ZM102 72H104V75H105V71H103V70H101V74H102ZM108 72H111V71H108ZM153 72V71H152ZM163 72V71H162ZM220 72V71H219ZM261 72V71H260ZM57 73H58V71H57ZM64 74L66 73V72H63ZM62 73V74H63ZM91 73V72H90ZM89 73V74H90ZM120 73V72H119ZM125 73H123V74H120V75H125ZM150 73H151V71H150ZM155 73V72H154ZM154 73L152 74V75H154ZM165 73V72H164ZM197 73V72H196ZM259 73V72H258ZM17 74V73H16ZM59 74V73H58ZM82 74V73H81ZM86 74H88V73H86ZM95 74H96V72H95ZM94 74V75H95ZM149 74V73H148ZM163 74V73H162ZM161 74V75H162ZM222 74V73H221ZM220 74V75H221ZM19 75V74H18ZM28 75V74H27ZM56 75V74H55ZM61 75V74H60ZM78 75V74H77ZM92 75V74H91ZM125 75V76H126ZM156 75V74H155ZM159 75H160V73H159ZM220 75H219V78H220ZM23 76V75H22ZM59 76V75H58ZM57 76V77H58ZM67 76H68V74H67ZM81 76H84V73L81 75ZM80 76V77H81ZM88 76V75H87ZM93 76V75H92ZM96 76V75H95ZM107 76V75H106ZM105 76V77H106ZM113 76H115V74L113 75ZM156 76H158V74L156 75ZM213 76V77H212ZM19 77V76H18ZM17 77V78H18ZM53 78V79H58V78ZM109 77V76H108ZM118 77V76H117ZM121 77V76H120ZM164 77H166V74H165V76ZM213 79H212V78ZM25 78V77H24ZM61 78V77H60ZM97 78V77H96ZM107 78V77H106ZM110 78H113L112 76L110 77ZM116 78V77H115ZM114 78V79H115ZM149 78H150V76H149ZM222 78V77H221ZM260 78V77H259ZM258 78V80L260 81L261 79H259ZM262 78V77H261ZM19 79H20V77H19ZM23 78H21V80H22ZM61 79H63V78H61ZM85 79H87L88 80V78H85ZM151 79V80H152ZM164 79V78H163ZM222 79H224V78H222ZM263 79H264V74H263ZM50 80V81H51ZM65 80V79H64ZM64 80H62V81H64ZM87 80H85V83H87L86 81ZM93 81H90V84H88V87L87 86H85V90H83V91H85V93L87 94V95H89V92L90 91H87V90H94V91H92V93L93 92H98V94L100 93L99 91H100V88H102V86L104 87V83H103V85H101V81L99 82L98 80H100V79H98V80H94V79H92ZM118 79H116V81H117ZM120 80V79H119ZM119 80H118V84H120L122 81H123V79L121 80V82H119ZM124 80H125V78H124ZM165 80V79H164ZM163 80V81H164ZM166 80H167V78H166ZM17 81H18V79H17ZM48 81V82H47ZM54 81V80H53ZM56 81V80H55ZM61 81V80H60ZM84 81V80H83ZM108 81V80H107ZM110 82L112 81V79L111 80H109ZM146 81H147V79H146ZM177 81H178V83L181 85V89L180 88H178L177 87V89H176V86L177 85H175V83L177 84ZM219 81H222V80H219ZM249 81V80H248ZM263 81V83H264V80H262ZM24 82V81H23ZM52 82V81H51ZM75 82V81H74ZM110 82H109V84H110ZM227 82H228V80H227ZM231 82V83H232ZM246 82V81H245ZM256 82V81H255ZM258 82V81H257ZM256 82V83H257ZM56 83V82H55ZM61 84H62V82H60ZM68 84H69V82H67ZM89 83V82H88ZM106 83V82H105ZM114 84H116L115 82H113ZM112 83V84H113ZM136 83V82H135ZM167 83V84H168ZM219 83H221V82H219ZM222 83H224V82H222ZM247 83H249V82H247ZM261 83V82H260ZM24 84V83H23ZM22 84V85H23ZM50 84V83H49ZM51 84H53V87L52 88H54V86L56 87V85H54V83H51ZM61 84H58L59 86L58 87H60V85ZM81 84V83H80ZM79 84V85H80ZM123 84V83H122ZM127 86L129 87V84L130 83H128L127 82ZM130 84V85H131ZM141 84V85H140ZM166 84V83H165ZM178 84V85H179ZM227 84H229V83H227ZM253 84H255V83H253ZM63 85V84H62ZM62 85H61V89H62ZM70 85V84H69ZM111 85V84H110ZM125 86L124 87H126V84H124ZM131 85V86H132ZM255 85H257V84H255ZM262 85V84H261ZM264 85V84H263ZM262 85V86H263ZM26 86V85H25ZM24 86V87H25ZM109 86V85H108ZM116 86H118V85H116ZM147 86V87H146ZM245 86V85H244ZM243 86V87H244ZM247 86V85H246ZM249 86V85H248ZM248 86L246 87V88H248ZM15 87V86H14ZM14 87H12V88H14ZM16 87H18L17 85H16ZM70 87V86H69ZM86 87H87V89H86ZM106 87H107V85H106ZM115 87V86H114ZM128 87H126V88H128ZM133 87V86H132ZM131 87V88H132ZM180 87V86H179ZM226 88L227 90H225V89H223V88ZM242 87V88H243ZM251 88H253V85H251L250 86ZM255 87H257V86H255ZM10 88V87H9ZM12 88H10V90L12 89ZM78 88H80V87H78ZM82 88V87H81ZM84 88V87H83ZM113 88V87H112ZM120 88H122V89H120ZM120 88H117V89H119V90H121V92L124 90L125 91V89L123 88V86L121 87L120 86ZM245 88V89H246ZM261 88H263V87H261ZM22 89H23V87H22ZM20 89V86H19V89H15L14 88V90H12V94H13V96L12 97H10V98H7V99H5L4 100V98H2V100H4V101H2L1 102V106L2 107H4L5 109H6V111L7 112H10L11 114H13V115H10L11 117L12 116H14V117H12V119L13 118H15V119H18V118H20V115H23V113H25V114H27V111H28V114L27 115H29L30 116V113H29V109L31 108V106L29 107V105L25 102V104H27V105H24V104H21L20 102H21V100H23V99H21L20 98V96H18V94H20V93H22V92H20V91H23V90H25V89ZM130 89V88H129ZM129 89H127L126 90V92L129 90ZM249 89V88H248ZM247 89V90H248ZM49 90H50V88L48 89V92H49ZM56 90V89H55ZM54 90V91H55ZM74 90H75V88H74ZM107 90V92H109L108 90H110V89H106ZM112 90V89H111ZM111 90H110V92H111ZM114 90L116 91V92H118L115 88H114ZM135 90H136V87H135ZM253 90H255V89H253ZM264 90V89H263ZM262 89H258V88H256V91H257V93L256 94H254L255 96V99L253 100V101H255V105L257 104V105H259L260 106V108H261V105H262V107H264V91H263ZM5 91V90H4ZM7 91H9L8 89H7ZM26 91V90H25ZM33 91H34V88H33ZM52 91V90H51ZM77 91V90H76ZM81 91V90H80ZM113 91V90H112ZM114 91V92H115ZM133 90L132 89H130V91H129V94H130V92H132ZM250 91V90H249ZM248 91V92H249ZM24 92V91H23ZM36 92V91H35ZM39 92V91H38ZM57 92H58V90H57ZM60 92V91H59ZM104 92V91H103ZM110 92H109V94H110ZM241 92V91H240ZM247 92V91H246ZM245 92V93H246ZM248 92H247V94H248ZM253 91H251V93H252ZM25 93V92H24ZM28 93V92H27ZM37 93V92H36ZM40 93V92H39ZM45 93V92H44ZM47 93V92H46ZM82 93V92H81ZM120 93V92H119ZM245 93H243V90H242V95H243V97L245 96ZM8 94V93H7ZM23 94V93H22ZM26 94V93H25ZM48 94V93H47ZM59 94H61V93H59ZM105 94V93H104ZM111 94H112V92H111ZM115 94V93H114ZM118 94V93H117ZM132 94V93H131ZM249 94H250V92H249ZM28 95H29V93H28ZM72 95V97H73V93L71 94ZM79 95V94H78ZM106 95V97H107V94H105ZM122 96H124L123 95V92H122V94H121ZM240 95V94H239ZM81 96V95H80ZM85 96V95H84ZM109 96V95H108ZM111 96V95H110ZM122 96H118L119 98H120V100L121 101H123V99H121V98H124V97H122ZM18 97L20 98L19 100H18ZM61 97H62V95H61ZM86 97V96H85ZM96 97V96H95ZM94 97V98H95ZM100 97H103V94H102V96H100ZM239 97V96H238ZM241 98H242V96H240ZM250 97H251V95H249V99H250ZM253 97V96H252ZM69 98V97H68ZM89 98V97H88ZM99 98V97H98ZM111 98H113L112 96H111ZM163 98V99H164ZM241 98H238V100H237V105H236V109H235V107H234V111L232 110L231 111V109H230V107H229V109H230V112H233L234 113V115H236V116H239L241 119H239L238 120V122L236 123V124H234V126H232L233 128L235 127V131L233 130V132H234V135H235V132H237V133H240V131L241 132H245V130L249 127L248 125L250 124H248V121H249V115H253V114H249L248 115V111H247V115H248V121H245L244 119H246V118H244L243 117V110H246V109H244V108H246L247 106L246 105H244V106H246V107H244L243 109H242V103L244 104V102H246V101H248V100H246L245 99V101H243L242 102V100H240ZM247 98V97H246ZM83 99V98H82ZM108 99V98H107ZM165 99H164V102H165ZM244 99V98H243ZM90 99H88V101H89ZM115 99H110V102H108L109 100H106L105 99V97H103V98H101V101L99 102V111L101 112V117H100V120H99V122L101 123V127H102V129H103V132H102V134H105V137H106V141L105 142H102V145H98V146H102V153H101V151L100 150H98V151H100V153L99 154H101L102 156H103V158H102V161L100 160V162H102V165L101 166H103V169L101 170V173L98 175L101 179H102V182H104L105 180H109L108 182H111V180L112 179H114V181L117 183V184H120V182L122 181V179H123V177H122V172H121V168L124 166V165H128L129 166V164H128V162H126L124 159V156H126V153H123V151H125V150H123L122 151V153L124 154V156H123V154L121 153V150H119V144H121V146H122V139H123V137H122V141L121 140H118V138H117V135H118V131L119 130H121V129H119L118 130V128H120V127H117L116 126V123H118L117 121H120V120H117L118 118H119V116H120V108L121 107H119V106H114V105H117L118 103H120L119 101H118V99H116L117 101H118V103H116L117 101H114ZM125 100V99H124ZM236 100V99H235ZM19 101V102H18ZM25 101V100H24ZM83 101H85V100H83ZM92 101H94V100H91V102ZM97 101H98V99H97ZM114 101V105H113V103L111 104V102H113ZM127 100H125L124 101V104L126 105V102ZM128 101V102H129ZM250 101V100H249ZM23 102V101H22ZM72 102H73V100H72ZM76 103H78L77 101H75ZM91 102H90V104H91ZM126 102V103H125ZM172 102L174 103V104H172ZM187 104H186V103ZM235 102V101H234ZM24 103V102H23ZM52 103V102H51ZM74 103V102H73ZM84 103V102H83ZM86 103H87V105H89L88 104V102L86 101ZM93 103V102H92ZM97 103V102H96ZM116 103V104H115ZM123 103V102H122ZM166 103V102H165ZM248 102H246V104H247ZM252 103V104H253ZM98 104V103H97ZM124 104H122V105H124ZM229 104H230V102H229ZM232 104H234L233 102L231 103V105ZM249 104V103H248ZM79 105H81V104H79ZM113 105V106H112ZM120 105H121V103H120ZM121 105V106H122ZM124 105V106H125ZM167 104H165V108L167 107L166 106ZM170 105V106H171ZM40 106V105H39ZM76 106H77V104H76ZM91 106V105H90ZM130 106V105H129ZM164 106V105H163ZM169 106V105H168ZM233 106V105H232ZM38 106L36 105V108H37ZM56 107H57V105H56ZM73 107V106H72ZM78 107V106H77ZM84 107V106H83ZM123 107V106H122ZM127 107H128V104H127ZM126 107V109L128 110V108ZM172 107V106H171ZM214 107V106H213ZM213 107H212V109H213ZM252 107V106H251ZM40 108V107H39ZM59 108V107H58ZM87 108H88V106H86V109L85 110H87ZM91 108H92V106H91ZM93 108H94V106H93ZM95 108H97L96 106H95ZM119 108V109H118ZM124 108V107H123ZM219 108V107H218ZM218 108H216L217 110H219ZM233 108V107H232ZM258 108V107H257ZM38 109V108H37ZM55 109V108H54ZM57 109V108H56ZM67 109V108H66ZM71 109V108H70ZM215 109V108H214ZM213 109V110H214ZM256 109V108H255ZM263 109V108H262ZM262 109H260V110H262ZM32 110V109H31ZM40 110V109H39ZM58 110V109H57ZM74 110V109H73ZM83 110H84V108H83ZM82 110V111H83ZM90 110H92V109H90ZM164 110V109H163ZM168 110V112H169V109H167ZM254 110V108L252 109V111ZM257 110V109H256ZM259 110V111H260ZM37 111V110H36ZM63 111V110H62ZM67 111V110H66ZM65 111V113L64 114H66L68 111H69V109H68V111L66 112ZM77 111V110H76ZM80 111V110H79ZM98 111V110H97ZM98 111V112H99ZM122 111V110H121ZM124 111H126L125 109H124ZM124 111H122V113H124ZM129 111H127V112H129ZM162 111V110H161ZM165 111V110H164ZM172 111V110H171ZM176 111V110H175ZM220 111V112H221ZM251 111V110H250ZM255 111V110H254ZM254 111H253V113H254ZM258 111V110H257ZM55 112V111H54ZM53 112V113H54ZM71 112H72V110H71ZM85 112H87V111H85ZM83 113L84 114V116L86 117L87 115H86V113ZM90 113H91V111H89ZM94 112V111H93ZM92 112V113H93ZM96 112V111H95ZM95 112H94V115L96 116V114H95ZM97 112V113H98ZM127 112H125L126 114H127ZM210 112H211V109H210ZM213 112V111H212ZM212 112L210 113V114H212ZM215 112V111H214ZM217 112V111H216ZM216 112L214 113V114H216ZM222 112H221V115H222ZM223 112V113H224ZM228 112L229 111H227L226 113L228 114ZM50 113H52V112H50ZM49 113V114H50ZM56 113H57V111H56ZM63 113V112H62ZM78 113V112H77ZM76 113V114H77ZM91 113V114H92ZM163 113V112H162ZM161 113V114H162ZM174 113H176V112H174ZM219 112H217V114H218ZM232 113V114H233ZM250 113V112H249ZM264 111H262L261 112V114L260 115H258L259 117H260V125L258 126H255V124H252V129L250 128V130H253V137H254V140H261L260 138L262 137H264V136H262V135H264ZM5 114H6V112H5ZM4 114V115H5ZM9 114V113H8ZM55 114V113H54ZM60 114V113H59ZM58 114V115H59ZM168 113H166V115H167ZM171 113L169 112V115H170ZM216 114V115H217ZM230 114V113H229ZM44 115V114H43ZM51 115V114H50ZM55 115H57V114H55ZM55 115H53L52 114V116L54 117ZM70 115V114H69ZM75 115V114H74ZM99 115V114H98ZM128 115V114H127ZM163 115V114H162ZM165 115V114H164ZM163 115V116H164ZM169 115H167V118H168V116ZM176 115V117H175V119L177 118V114H175ZM220 115V114H219ZM218 115V116H219ZM246 115V116H247ZM52 116H49L48 118H49V122H52L51 121V118L50 117H52ZM62 116H63V114H62ZM62 116H60L61 117V119L62 118H64V116L62 117ZM77 116V115H76ZM83 116V117H84ZM124 115H122V117H123ZM180 116V117H181ZM223 116L225 117V119L226 118H228V117H226L225 116V114H223ZM223 116H220V119H221V117L223 118ZM9 117V116H8ZM7 117V118H8ZM25 117V115L24 116H22V118H24ZM28 117V116H27ZM30 117H32V116H30ZM45 118L44 116H42L41 115V117L40 118ZM52 117V118H53ZM60 117H59V120L61 121V119H60ZM66 117H67V115H66ZM65 117V121H68L67 120V118H69V116L66 118ZM78 117V116H77ZM97 117V116H96ZM99 117V116H98ZM97 117V118H98ZM121 117V116H120ZM121 117V119L123 120V118ZM160 117V116H159ZM216 117V116H215ZM238 117V118H239ZM253 117H254V115H253ZM22 118H20L21 120H23ZM43 118H42V121H43ZM78 118H80V115H79V117ZM77 118V119H78ZM87 118H91V117H88L87 116ZM124 118H125V116H124ZM127 118V117H126ZM163 118V117H162ZM161 118V119H162ZM165 118H166V116H165ZM242 118H244V119H242ZM251 118H252V116H251ZM255 118H257V117H255ZM11 119V118H10ZM9 119V120H10ZM25 119V118H24ZM55 119H56V116H55ZM58 119V118H57ZM74 119H76L75 117H74ZM85 119V118H84ZM84 119H83V121H84ZM92 119V118H91ZM94 119V118H93ZM174 119V118H173ZM212 119V118H211ZM259 119V118H258ZM19 120V119H18ZM26 120V119H25ZM27 120H28V118H27ZM59 120H57V122H55V123H58V121ZM63 120V119H62ZM79 120V119H78ZM78 120H76V122H78ZM80 120H82V118L80 119ZM126 120H128V118L126 119ZM133 120V119H132ZM158 120H160L159 118H158ZM163 120V119H162ZM168 120V119H167ZM216 120V118L214 119V121ZM218 121H219V119H217ZM216 120V121H217ZM223 120V119H222ZM227 120V119H226ZM252 120V119H251ZM257 120V119H256ZM13 121V120H12ZM41 121V120H40ZM40 121H38V122H40ZM42 121H41V123H42ZM44 121H45V119H44ZM47 121V120H46ZM45 121V122H46ZM56 121V120H55ZM69 121H70V118H69ZM68 121V122H69ZM94 121V123H97V122H95V119L93 120ZM129 121V120H128ZM134 121V120H133ZM161 121V120H160ZM180 121V120H179ZM215 121V122H216ZM236 121V120H235ZM234 121V122H235ZM11 122V121H10ZM19 122H20V120H19ZM23 122H24V120H23ZM23 122H20V123H22L23 124ZM62 122V121H61ZM79 122H81V121H79ZM78 122V123H79ZM92 122V121H91ZM125 122H127V121H125ZM125 122H123V124L125 123ZM135 122V121H134ZM140 122V123H141ZM161 122H163V121H161ZM160 122V123H161ZM164 122H166V120L164 119ZM164 122H163V124H164ZM181 123H182V120L180 121ZM212 122H213V120H212ZM211 121H210V123L209 124H211L212 123ZM221 122V121H220ZM223 122H226L225 120L223 121ZM223 122H221V125L223 126L224 124H222ZM252 122H253V120H252ZM259 121H257V123H258ZM28 123V122H27ZM54 123V121L52 122V124ZM60 123V122H59ZM58 123V124H59ZM78 123H77V125H78ZM84 123V122H83ZM85 123H87L86 122V119H85ZM84 123V124H85ZM90 123V122H89ZM137 122H135V124H136ZM158 123V122H157ZM230 123H231V120H230ZM254 123V122H253ZM255 123H256V121H255ZM256 123V124H257ZM14 124H15V120H14ZM40 124V123H39ZM68 123H66V125H67ZM83 124V125H84ZM91 125H93L92 123H90ZM120 124V123H119ZM122 124V126H124ZM126 124H128V123H126ZM130 124H133L132 123V121H131V123ZM169 124V123H168ZM217 124V123H216ZM20 124H18L17 125V120H16V127H18ZM27 125V124H26ZM44 125V128H46L45 127V125H46V123L45 124H43ZM69 125V124H68ZM100 125V124H99ZM121 125V124H120ZM120 125H118V126H120ZM158 125H161V124H158ZM171 125V124H170ZM208 125V124H207ZM213 126H214V124H212ZM226 125V124H225ZM21 126V125H20ZM46 126H48V125H46ZM51 126V124L49 125V127ZM55 125H53V127H54ZM57 126V125H56ZM60 126V125H59ZM59 126L57 127V128H59ZM63 126H64V124H63ZM79 126H80V128H82L81 126V124L79 123ZM89 127L90 125H86V127ZM95 125H93V127H94ZM98 126V125H97ZM133 126H135V125H133ZM180 126H182V125H180ZM216 126V125H215ZM222 126H220V129L222 128V129H225L226 127H227V125H226V127L224 126V127H222ZM229 126V125H228ZM21 127H23V126H21ZM70 127V125L67 127V128H69ZM87 127V128H88ZM96 127V126H95ZM129 127H132V125H130ZM136 127V126H135ZM140 127H139V129H140ZM155 127V126H154ZM158 127H160V126H158ZM163 127V126H162ZM168 127V126H167ZM193 127V126H192ZM195 127V126H194ZM24 128V127H23ZM26 128H27V126H26ZM40 128H42V125H41V127H39V131H41V129ZM44 128L42 129L43 130V132H44ZM48 128V127H47ZM46 128V129H47ZM57 128H56V130H57ZM61 128V127H60ZM75 128V127H74ZM86 128V129H87ZM90 128H92V126L90 127ZM100 130H102L100 127H98ZM97 128V129H98ZM153 128V127H152ZM152 128H151V130H152ZM164 128V127H163ZM13 129H14V126H13ZM21 129V128H20ZM49 129H51V127L50 128H48L47 130H49ZM53 129V128H52ZM76 129H77V131H78V127H76ZM94 129V128H93ZM92 129V130H93ZM98 129V130H99ZM150 128H148L147 130L150 132V130H149ZM177 129V130H176ZM217 129H218V127H217ZM220 129L218 130L219 132H220ZM228 129H229V127H228ZM238 131H237V130ZM55 130V129H54ZM54 130L52 131L51 130V132H54ZM96 130V129H95ZM128 130H130V129H125V134L127 133L126 131H128ZM135 130H136V128H135ZM146 130V129H145ZM146 130V131H147ZM157 130V129H156ZM162 130V129H161ZM213 130H211V131H213ZM230 130V129H229ZM228 130V131H229ZM15 131V130H14ZM20 131V130H19ZM37 131H38V129H37ZM63 130H61V134L62 133H64V132H62ZM76 131V130H75ZM87 131H88V129H87ZM97 131V130H96ZM122 131V130H121ZM134 131V130H133ZM141 132H143L142 130H140ZM139 131V132H140ZM155 131V130H154ZM189 131H191V132H189ZM215 131V130H214ZM217 131V130H216ZM231 131V130H230ZM15 132H17V131H15ZM47 132V131H46ZM50 131H49V133H51ZM57 132V131H56ZM66 132V131H65ZM89 132V131H88ZM90 132L92 133L93 131H91L90 130ZM99 132V131H98ZM98 132H97V134H98ZM130 132H132V131H129V133ZM135 132V131H134ZM149 132H148V134H149ZM210 132V131H209ZM219 132H218V135H220L219 134ZM233 132L231 131L230 133H232L231 135L232 136H234L233 135ZM247 132H248V130H247ZM246 132V133H247ZM251 132V131H250ZM33 133V132H32ZM48 133V132H47ZM46 133V137H45V146H46V149L47 148H49V149H51V151L50 152H52V154H51V159H52V163H53V160H54V162H55V160H56V158H57V156H59V151L61 150V148L60 147H57L56 145V143H55V145H54V142H53V136H55L53 133L51 134L52 135V137L53 138H51L50 136V134L48 133L47 134ZM67 133V132H66ZM65 133V134H66ZM77 133V132H76ZM80 133H82V130H81V132ZM80 133H79V135H80ZM96 133V132H95ZM101 133V132H100ZM120 133V132H119ZM137 134H138V132H136ZM136 133H134V134H136ZM144 133H145V131H144ZM159 133V132H158ZM214 133V135H215V132H213ZM221 133V132H220ZM222 133H223V131H222ZM246 133H245V135H246ZM252 133H250V135L252 134ZM14 134V133H13ZM16 134V133H15ZM22 134V133H21ZM20 134V132H19V135H21ZM36 134H39L40 135V133L38 132H36L35 133V135ZM78 134V133H77ZM82 134H84V133H82ZM89 134V133H88ZM134 134H132V135H134ZM147 134V133H146ZM147 134V135H148ZM163 134V133H162ZM165 134H163L162 136H164ZM193 134V133H192ZM195 134V133H194ZM194 134H193V136L192 137H194ZM209 134V135H208ZM227 134V132H224V135H226ZM229 134V133H228ZM228 134H227V139H228ZM241 134V133H240ZM244 134V133H243ZM248 134V133H247ZM39 135H38V137H39ZM42 135H43V133H42ZM68 135V134H67ZM66 135V136H67ZM72 135V137H75V136H73V134H71ZM90 135H93V133L92 134H90ZM124 135V134H123ZM132 135H130V136H132ZM141 135V134H140ZM155 135V134H154ZM161 135V134H160ZM207 135L208 136H210V139H208V140H210V141H208L207 140ZM214 135H213V137H214ZM216 135H217V133H216ZM217 135V136H218ZM223 135V134H222ZM244 135V136H245ZM11 136V135H10ZM17 136V134L15 135V137ZM23 136V135H22ZM41 136V135H40ZM59 136H60V134H59ZM89 136V135H88ZM94 136V135H93ZM99 136H101V135H99ZM120 136V135H119ZM126 136H128L127 134H126ZM126 136H124V138H128V137H126ZM129 136V137H130ZM146 136V135H145ZM230 136V135H229ZM232 136H230V138L232 137ZM236 136V135H235ZM234 136V137H235ZM239 136V135H238ZM238 136H236V138L238 137ZM9 137V136H8ZM33 137H36V136H33ZM43 137V136H42ZM57 137V136H56ZM61 137V136H60ZM59 137V138H60ZM69 137V136H68ZM80 137V136H79ZM91 137V136H90ZM95 137V136H94ZM94 137L92 138L91 137V141H92V139H94ZM96 137H98V136H96ZM132 137H134V136H132ZM135 137H136V135H135ZM155 137V136H154ZM165 137V136H164ZM166 137V138H167ZM234 137H233V139H234ZM243 136H240L239 137V140L242 138ZM247 137H248V135H247ZM253 137H251L252 138V140H253ZM21 139H22V137H20ZM58 138V137H57ZM56 138V139H57ZM64 138V137H63ZM62 138V139H63ZM121 138V137H120ZM119 138V139H120ZM144 136L143 135H141V137H140V141H141V143H143L144 142V144H145V141H144ZM147 139L148 138H150V137H146ZM156 138V137H155ZM159 138V140H160V138H162V137H158ZM195 138L196 137H194V140H195ZM219 138H221V140H222V138H223V140L226 138V137H219ZM229 138V139H230ZM12 139V138H11ZM16 139H18V137L16 138ZM21 139H19V140H21ZM32 139V138H31ZM37 139V138H36ZM66 141L68 140L66 137L64 138ZM70 139V138H69ZM73 139V138H72ZM90 139V138H89ZM100 139V138H99ZM133 139V138H132ZM135 139H137V138H135ZM135 139H133V142H134V140ZM147 139H145V140H147ZM157 139V138H156ZM189 139H192V138H189ZM228 139V140H229ZM232 139V138H231ZM243 139H245L244 137H243ZM8 140V139H7ZM19 140H16V142L17 141H19ZM33 140H34V138H33ZM33 140H32V143H36V141L34 140V142H33ZM43 140V139H42ZM57 140H59V139H57ZM60 140H61V138H60ZM81 139H79V141H80ZM96 141H97V138L95 139ZM94 140V141H95ZM163 140V139H162ZM162 140H160V141H162ZM165 140V139H164ZM163 140V141H164ZM220 140V139H219ZM220 140V141H221ZM236 140V142H237V146L240 144V151H241V149H242V151H243V149H247L248 150V148H242L243 147V145H241V144H243L245 141H243V143H239V141L237 140V139H235ZM252 140L250 141V142H252ZM254 140H253V142H254ZM264 140V139H263ZM262 140V141H263ZM9 141V140H8ZM55 141V140H54ZM62 142H63V140H61ZM73 141H77V143L76 144H78L79 142H78V140H73ZM122 143H121V142ZM225 141V140H224ZM224 141H222V143L224 142ZM230 141V140H229ZM232 141H234V140H232ZM232 141H230V144L232 143ZM241 141H242V139H241ZM6 141H4V143H5ZM11 142V141H10ZM10 142H9V144H10ZM23 141L21 140L19 143V145L21 146V143H22ZM38 142V141H37ZM42 142V141H41ZM41 142H39V143H41ZM65 142V141H64ZM68 142H70V140L68 141ZM67 142V143H68ZM81 142V141H80ZM83 142V141H82ZM100 142V141H99ZM98 142V143H99ZM127 142V141H126ZM147 142V141H146ZM195 142V141H194ZM212 142H214L213 140H212ZM257 142V141H256ZM256 142H254V143H256ZM13 143V142H12ZM18 143V142H17ZM24 143V142H23ZM22 143V144H23ZM37 144V145H39L40 146V144ZM86 143V142H85ZM90 143V142H89ZM92 143V142H91ZM95 142H93V144H94ZM101 143V142H100ZM132 143V142H131ZM137 143H138V141H137ZM150 143V142H149ZM158 143V142H157ZM156 142H155V145L157 144ZM162 143V142H161ZM216 143H218L219 144V142H216ZM221 143V145H223ZM253 143V144H254ZM258 143H260V141H258ZM263 143H264V141H263ZM6 145L8 144L7 142L5 143ZM16 144V143H15ZM28 144H29V142H28ZM31 144V143H30ZM29 144V145H30ZM59 144H61V143H59ZM65 144V143H64ZM63 143H62V146L64 145ZM84 144V143H83ZM92 144V145H93ZM124 144V143H123ZM133 145L135 144V143H132ZM132 144L130 145V143H129V145L130 146H132ZM153 144V143H152ZM160 144V143H159ZM158 144V145H159ZM192 144V145H191ZM215 144V143H214ZM228 145H229V143H227ZM252 143H251V145H253ZM257 144V143H256ZM1 145H2V143H1ZM0 145V146H1ZM13 145H14V143H13ZM13 145H11L12 147H13ZM24 146L25 145H27V143L26 144H23ZM22 145V146H23ZM34 145H36V144H34ZM34 145H32V146H34ZM71 145H72V147L71 148H73V146L75 145V143H73L72 144V140H71ZM81 145V144H80ZM89 145V144H88ZM91 145V144H90ZM95 145H97V144H95ZM136 145H140V144H136ZM157 145V146H158ZM224 145L226 146V144L224 143ZM232 145H233V143H232ZM232 145H230L231 147H232ZM4 146V145H3ZM20 146H18V148L20 147ZM32 146L30 145V147L32 148ZM44 146V145H43ZM66 146H67V144H66ZM65 146V147H66ZM79 146V145H78ZM82 146V145H81ZM84 147H85V145H83ZM123 146H125V145H123ZM123 146L121 147V148H123ZM151 146H154V145H151ZM156 146V147H157ZM159 146H161V145H159ZM158 146V147H159ZM170 146H167V147H170ZM201 146V147H202ZM230 146H228V147H230ZM237 146H234V147H237ZM2 147V146H1ZM7 147V146H6ZM5 147V148H6ZM12 147H10L11 149H14V147L12 148ZM30 147H29V149H30ZM59 149V151L58 152H56L58 149ZM76 147H77V145H76ZM75 147V148H76ZM89 147V146H88ZM91 148H95L96 146H94V147H92V146H90ZM113 147V148H112ZM136 147V146H135ZM143 147V146H142ZM142 147H140V148H142ZM148 147H150L149 145H148ZM165 147V146H164ZM200 147V148H201ZM217 147H218V145H217ZM217 147L215 148V149H217ZM222 147V146H221ZM227 147V146H226ZM234 147H232V148H234ZM2 148H4V147H2ZM1 148V149H2ZM10 148L8 149V147H7V149H8V152H4L3 150H0V152H1V154H2V152H4L5 154H7L8 153V155H10L12 152L10 151ZM34 149H35V147H33ZM37 148H38V146H37ZM40 148H42V147H40ZM44 148V147H43ZM42 148V149H43ZM111 148V149H110ZM125 148H126V146H125ZM154 148V147H153ZM160 148V147H159ZM166 148V147H165ZM164 148V149H165ZM195 148V147H194ZM197 148V147H196ZM219 148H220V146H219ZM6 149V150H7ZM16 150H17V146H16V148H15ZM39 149V148H38ZM45 149V148H44ZM43 149V150H44ZM45 149V150H46ZM57 149V150H56ZM85 149V148H84ZM99 149H100V147H99ZM128 149H130V148H128ZM133 149H137V148H134V146H133ZM138 149H139V147H138ZM137 149V150H138ZM151 149H152V147H151ZM166 149H168V148H166ZM192 149V148H191ZM214 149V150H215ZM222 149V148H221ZM220 149V151H222ZM225 150H224V152L225 153H228L229 151H231L230 149H229V151H227L226 150V148H224ZM238 149H239V147H238ZM37 150V149H36ZM35 150V151H36ZM44 150V152H46ZM62 150H63V148H62ZM66 150V149H65ZM65 150H63L64 152H62L61 154H63L64 155V161H66L65 162V167H66V163L68 164V162L69 163H72V161H71V159H73V157L71 158V156H70V153H72L71 151H69L68 149L65 151ZM76 150V149H75ZM83 150V149H82ZM90 150V149H89ZM110 150H113L114 152H115V154L113 155V151H110ZM127 150V149H126ZM131 150V149H130ZM130 150H128V151H130ZM141 150V149H140ZM154 150V149H153ZM169 150V149H168ZM173 150V151H174ZM195 150V149H194ZM201 150V149H200ZM203 150V149H202ZM204 150V151H205ZM211 150V151H212ZM214 150H213V152H214ZM232 150H234V151H232V152H235V149H232ZM244 150V151H245ZM256 150V149H255ZM9 151L11 152L10 154H9ZM15 151V150H14ZM18 151H19V157L22 155V153L23 152H21V154H20V150L18 149ZM17 151V152H18ZM22 151V150H21ZM25 151H26V149H25ZM49 150H47V152H48ZM86 151V150H85ZM91 151V150H90ZM143 151V150H142ZM141 151V152H142ZM161 151H163V149H161ZM170 151V150H169ZM203 151V152H204ZM237 151V150H236ZM243 151V152H244ZM252 151V149L249 151V154H250V152ZM262 151V150H261ZM16 152V151H15ZM29 152H31L30 150H29ZM37 152H38V154H39V150H37ZM50 152L48 153V154H50ZM75 152V151H74ZM73 152V153H74ZM93 152V151H92ZM95 152H97V151H95ZM111 152H113L112 154H111ZM132 152V151H131ZM131 152H129L130 154H133V152H135V151H133L132 153ZM153 152H155V151H153ZM153 152H152V154H153ZM166 152V151H165ZM210 152V151H209ZM218 151H216V153H217ZM223 152V151H222ZM254 152V151H253ZM252 152V153H253ZM3 153V154H4ZM28 153V152H27ZM136 153V152H135ZM137 153H138V151H137ZM148 153H150V152H148ZM167 153V152H166ZM170 153V152H169ZM169 153H168V155H169ZM202 153V152H201ZM215 153V154H216ZM219 153V152H218ZM217 153V154H218ZM225 153H224V155H225ZM240 153V152H239ZM242 153V152H241ZM244 153H246V151L244 152ZM251 153V154H252ZM255 153H256V151H255ZM255 153H253V156H254V154ZM259 153H261V152H259ZM0 154V155H1ZM16 154V153H15ZM15 154H14V156H15ZM18 154V153H17ZM34 154V153H33ZM46 154V153H45ZM47 154V155H48ZM58 154V155H57ZM60 154V155H61ZM79 154V153H78ZM87 154V153H86ZM88 154H90V153H88ZM87 154V155H88ZM94 154V153H93ZM157 154V153H156ZM156 154H154V155H156ZM165 154V153H164ZM200 154V153H199ZM211 154H212V152H211ZM216 154V157L218 156ZM234 154H236V153H234ZM233 154V155H234ZM11 155H13V154H11ZM26 155V154H25ZM28 155V154H27ZM26 155V156H27ZM31 156H32V153L30 154ZM29 155V156H30ZM34 155H36V154H34ZM47 155H45V157L47 156ZM97 155V154H96ZM100 155V156H101ZM136 155V154H135ZM135 155H133L132 157H134ZM139 155H140V153H139ZM138 155V156H139ZM141 155H143V154H141ZM175 154H173V156H174ZM223 155V154H222ZM224 155H223V157H224ZM227 155H229V156H231L232 154H227ZM227 155H226V157H227ZM240 155V154H239ZM260 155V154H259ZM14 156L13 157H10V156H5V158L7 157L8 158V162L10 161L9 159L11 158L12 160L14 159H18V155H16L17 157L16 158H14ZM30 156V157H31ZM38 156V155H37ZM42 156H43V154H42ZM42 156H40V154H39V160H40V158L42 157ZM72 156H74V155H72ZM77 155H75L74 157H76ZM90 156V155H89ZM92 156V155H91ZM137 156V157H138ZM151 157H152V155H150ZM157 156H159L158 154H157ZM156 156V157H157ZM166 156H167V154H166ZM166 156L164 157V158H166ZM170 156H171V158H172V153H170ZM176 156V155H175ZM200 156V155H199ZM198 156V157H199ZM205 156H207V154L205 155ZM210 156V155H209ZM236 156V155H235ZM252 156V157H253ZM261 156V155H260ZM4 157V156H3ZM2 157V158H3ZM10 157V158H9ZM22 157L24 158V156L22 155ZM22 157H20V159L22 158ZM63 157V156H62ZM81 157H82V155H81ZM88 157V156H87ZM86 157V158H87ZM96 157V156H95ZM95 157H93V159H95ZM98 157V156H97ZM127 157V156H126ZM131 157V156H130ZM143 158H144V156H142ZM150 157V158H151ZM163 157V156H162ZM168 157V156H167ZM219 158H220V156H218ZM226 157H224V160H225V158ZM242 157V156H241ZM243 157H246L245 155H243ZM248 157V156H247ZM255 157V156H254ZM263 157V156H262ZM1 158V157H0ZM5 158H4V161H5ZM22 158V159H23ZM26 158V157H25ZM29 158V157H28ZM33 158V157H32ZM35 158V157H34ZM49 158V157H48ZM83 158H85L84 156H83ZM128 158H129V156H128ZM139 158V157H138ZM138 158H133V160L134 159H138ZM150 158H147L148 160L150 159ZM153 158V157H152ZM170 158V159H171ZM194 158V157H193ZM196 158V157H195ZM203 158V157H202ZM210 158V157H209ZM229 158V157H228ZM227 158V159H228ZM15 160L17 163H18V161L19 160ZM30 159V161H31V158H29ZM43 159V158H42ZM41 159V160H42ZM46 159V158H45ZM58 159V158H57ZM61 160H63L62 158H60ZM76 158H74V160H75ZM77 159H80V157H78ZM90 158H88L87 160H89ZM98 160H99V158H97ZM129 159H131V158H129ZM140 159H141V157H140ZM156 159V158H155ZM160 159V158H159ZM159 159H158V157H157V159L156 160H158L159 161ZM174 159V158H173ZM173 159H172V162H173ZM201 159V158H200ZM199 159V160H200ZM205 159L207 160V157H205L203 160L205 161ZM215 159V158H214ZM253 160L255 159V158H252ZM261 159V158H260ZM263 159V158H262ZM2 160V159H1ZM27 159H25V161H26ZM38 160V158L35 160V162ZM38 160V161H39ZM44 160V159H43ZM48 160H50V159H48ZM83 160H85V159H83ZM96 160V159H95ZM98 160H96V162H98ZM128 160V159H127ZM132 160V159H131ZM130 160V161H131ZM132 160V161H133ZM142 160V159H141ZM141 160H139L138 162L136 161V162H134V165L135 166H138L139 165V163H141L140 165H141V167H142V162H140ZM144 160H146L145 158H144ZM177 160V159H176ZM217 160H219V159H216V161ZM221 160L223 161V158L221 157ZM220 160V161H221ZM230 160V159H229ZM229 160H227L228 162H229ZM240 160V159H239ZM245 160V159H244ZM248 160V159H247ZM251 160V159H250ZM250 160H248V161H250ZM23 161H24V159H23ZM34 161V160H33ZM47 161V160H46ZM45 161V162H46ZM51 161V160H50ZM50 161H49V163H50ZM56 161H59V160H56ZM63 161V162H64ZM77 161V160H76ZM82 161V160H81ZM135 161V160H134ZM161 161H163L162 159H161ZM171 161V160H170ZM197 161V160H196ZM195 161V162H196ZM211 161V160H210ZM215 161V160H214ZM215 161V162H216ZM221 161V162H222ZM226 161V160H225ZM262 161V160H261ZM2 162V161H1ZM7 162V164H9ZM10 162H12V161H10ZM22 162V161H21ZM32 162V161H31ZM30 162V163H31ZM35 162H34V164H35ZM42 162V161H41ZM60 162V161H59ZM58 162V163H59ZM80 162V161H79ZM90 163H87V165L88 164H90V165H95L96 166V162H94L93 160H90L89 161ZM144 162V161H143ZM149 162H151V161H149ZM156 162V161H155ZM214 162V163H215ZM239 162H241V161H239ZM244 162V161H243ZM253 162H255V161H253ZM257 162V161H256ZM255 162V163H256ZM4 163V162H3ZM33 163V162H32ZM31 163V164H32ZM37 163V162H36ZM40 163V162H39ZM52 163H50V164H52ZM56 163V162H55ZM54 163V164H55ZM60 163H62V162H60ZM84 163H86L85 161H84ZM95 163V164H94ZM133 163V162H132ZM154 163V162H153ZM164 163H165V161H164ZM167 163V162H166ZM171 163V162H170ZM170 163H168V164H170ZM178 163H179V161H178ZM192 163H193V161H192ZM201 164H202V162H200ZM200 163H199V165L198 166H200ZM206 162H204V164H205ZM207 163H209V161L207 160ZM206 163V164H207ZM213 163V162H212ZM223 163H225V162H223ZM231 165H232V170H233V174H235V170H237L235 167L237 166V164H238V157L236 158V157H234V156H231ZM242 163V162H241ZM248 163V162H247ZM251 163V162H250ZM5 164V163H4ZM19 164H20V162H19ZM22 164H25L24 162L22 163ZM26 164H28L29 165V163L26 161ZM45 164V163H44ZM43 164V165H44ZM47 165H48V162L46 163ZM49 164V166H50V169H51V172H52V170L53 169H55L56 167L55 166H53V164H52V166ZM73 166L76 164L77 165V163L76 162H74L73 161ZM101 164V163H100ZM138 164V165H137ZM145 164H147V161H146V163ZM144 164V165H145ZM162 164V163H161ZM161 164H160V166H161ZM173 164V163H172ZM177 164V163H176ZM180 164V163H179ZM178 164V165H179ZM195 164V163H194ZM216 164H219V162L218 163H216ZM229 164V163H228ZM252 164V163H251ZM257 164V163H256ZM3 165V164H2ZM2 165L0 166L1 168H2ZM13 165H16V163L13 161V163H12V165H11V167H10V164H9V168L8 169H10V168H12V166ZM36 165V164H35ZM47 165H45V166H47ZM56 165V164H55ZM59 165V164H58ZM57 165V166H58ZM61 165H63V164H61ZM71 165V164H70ZM82 165V164H81ZM84 165V164H83ZM140 165L138 166V167H140ZM149 165H150V163H149ZM149 165H148V167H149ZM158 165V164H157ZM165 165V164H164ZM163 165V166H164ZM167 165V164H166ZM165 165V167H167ZM175 164H173V166H174ZM185 165V166H186ZM203 165V164H202ZM227 165V164H226ZM249 165V167L250 166H252V165H250V164H248ZM17 166V165H16ZM16 166H15V168H16ZM26 166V165H25ZM30 166V165H29ZM37 166H38V164H37ZM39 166H41V163H40V165ZM45 166H44V168H45ZM60 166V165H59ZM58 166V167H59ZM72 166V165H71ZM69 167V164H68V167L69 168H72V167ZM86 166V165H85ZM98 166H100V165H98ZM97 166V167H98ZM131 166L133 167V165H130V167H129V170H130V168H131ZM156 166V165H155ZM154 166V164H153V167H155ZM169 167H170V165H168ZM173 166L171 167V168H173ZM184 166V167H185ZM207 166V165H206ZM205 166V167H206ZM213 166V165H212ZM212 166H210V164H209V168L211 169V167ZM216 167H217V165H215ZM220 166V165H219ZM218 166V167H219ZM224 166V165H223ZM242 166V165H241ZM240 166V167H241ZM254 166V165H253ZM257 166V165H256ZM255 166V167H256ZM4 167V166H3ZM32 167H34V166H32ZM36 167V166H35ZM43 167V166H42ZM53 167H55V168H53ZM65 167H62L61 166V169H63V168H65ZM77 167H78V165H77ZM76 167V168H77ZM92 167V166H91ZM127 167V166H126ZM183 167V168H184ZM187 167V166H186ZM191 167H192V165H191ZM191 167L190 168H187V169H191ZM194 167V166H193ZM202 167V166H201ZM205 167H203V168H205ZM215 167V168H216ZM222 167V166H221ZM238 167V166H237ZM248 167V168H249ZM0 168V169H1ZM13 168H14V166H13ZM12 168V169H13ZM21 168H23V167H21ZM20 168V170L22 171V169ZM25 168H27V167H25ZM24 168V170H26ZM29 168V167H28ZM48 168V167H47ZM47 168H45V169H47ZM67 168V167H66ZM75 168V167H74ZM73 168V169H74ZM78 168H80V167H78ZM83 168V167H82ZM89 168V167H88ZM100 168V167H99ZM133 168H136V167H133ZM163 168V167H162ZM175 168V167H174ZM179 168V167H178ZM224 167H222V169H223ZM227 168V167H226ZM226 168H224V169H226ZM228 168H229V166H228ZM227 168V169H228ZM239 168V167H238ZM248 168H245V169H248ZM253 168V167H252ZM3 169V168H2ZM1 169V170H2ZM35 169V168H34ZM49 169V168H48ZM50 169H49V171H50ZM84 169V168H83ZM86 169H87V167H86ZM128 169V168H127ZM132 169V168H131ZM140 169H142V168H140ZM146 169V168H145ZM148 169V168H147ZM153 169V168H152ZM155 169H156V167H155ZM155 169H153V171H156ZM185 169V168H184ZM199 169H200V167H199ZM220 169V168H219ZM235 169V170H234ZM242 169H244V168H242ZM241 169V170H242ZM253 169H255V168H253ZM256 169H258V167L256 168ZM255 169V170H256ZM11 170V169H10ZM15 170V169H14ZM14 170H13V172L12 171H10V172H12V175H13V173H14ZM17 170H18V168H17ZM30 170V171H29ZM28 171L30 172V175H32L31 174V169H29ZM36 170V169H35ZM58 170V169H57ZM63 170H65V169H63ZM67 170H68V168H67ZM75 170V169H74ZM73 170V171H74ZM81 170V169H80ZM88 170V169H87ZM90 170V169H89ZM91 170H93V168L91 169ZM90 170V171H91ZM143 170H144V168H143ZM142 170V171H143ZM148 170H151V168H149ZM163 170V169H162ZM166 170H168L167 168H166ZM170 170V169H169ZM169 170L168 171H166V172H169ZM183 170V169H182ZM181 170V171H182ZM201 170V169H200ZM212 170V169H211ZM210 170V171H211ZM213 170H215L214 169V166H213ZM16 171V170H15ZM28 171H25V177H26V175H29V174H27V172ZM37 171H39L38 170V168H37ZM36 171V172H37ZM42 171H45V170H43L42 169ZM47 171V170H46ZM54 171V170H53ZM56 171V170H55ZM54 171V172H55ZM59 171V170H58ZM58 171H56V173L58 174ZM86 171V170H85ZM94 171H96L95 170V168H94ZM98 171H100V170H98ZM124 171H125V169H124ZM131 171V170H130ZM130 171H129V173H130ZM135 171V170H134ZM145 171V170H144ZM153 171H150V172H153ZM158 171V170H157ZM157 171H156V174H158V175H161L159 172L157 173ZM183 171H185V170H183ZM183 171H182V174L184 175V173H183ZM191 171V170H190ZM190 171H188V172H190ZM203 171H204V169H203ZM202 171V172H203ZM205 171H206V169H205ZM204 171V172H205ZM209 171V172H210ZM219 171H221V170H219ZM218 171V169H217V171H215V172H217V173H220ZM224 171V170H223ZM222 171V173H223V175L224 174H226V173H224ZM226 171V170H225ZM243 171H245V170H243ZM242 171V172H243ZM249 171V169L247 170V172ZM254 171V170H253ZM257 171V170H256ZM17 172V171H16ZM15 172V174L17 175V173ZM28 172V173H29ZM40 172H41V169H40ZM64 172V171H63ZM71 173H73L72 171H70ZM77 172H78V169H77ZM89 172V171H88ZM128 172V171H127ZM132 172V171H131ZM138 172V174H139V171H137ZM149 172V171H148ZM149 172V175L151 174ZM164 172V171H163ZM174 171H172V170H170V172H169V174L170 173H173ZM176 172H177V170H176ZM194 172V171H193ZM199 172V171H198ZM201 172V173H202ZM204 172H203V174H204ZM215 172H213V173H215ZM230 172V173H231ZM241 172V171H240ZM239 172V173H240ZM246 172V171H245ZM246 172V173H247ZM19 173H21V175L23 174L22 172H20L19 171ZM39 173V172H38ZM42 173V172H41ZM41 173H39L40 175H42ZM47 173H49L48 171H47ZM86 173V172H85ZM90 173H92V172H90ZM90 173H88L89 175H90ZM144 173V175H145V173H146V171L145 172H143ZM175 173V172H174ZM179 172H177V174H178ZM206 173V172H205ZM216 173V174H217ZM228 173V172H227ZM231 173V174H232ZM244 173V172H243ZM257 173V172H256ZM255 173V174H256ZM38 174V175H39ZM46 174V173H45ZM59 174H61V173H59ZM75 174V173H74ZM79 174V173H78ZM82 174V173H81ZM83 174H84V172H83ZM82 174V175H83ZM88 174H86V175H88ZM96 173H94V175H95ZM137 174V175H138ZM141 174V173H140ZM139 174V175H140ZM155 174V175H156ZM167 174V173H166ZM168 174V175H169ZM185 174H186V172H185ZM188 174H190V173H188ZM191 174H193V173H191ZM210 174V173H209ZM208 174V175H209ZM232 174V175H233ZM249 174H250V171H249ZM253 174V173H252ZM12 175H10V176H12ZM35 175V174H34ZM34 175H33V177H34ZM44 175V174H43ZM52 175H53V173H52ZM56 175V174H55ZM63 177H65V178H70V174H69V170H68V173H63V174H61ZM92 175H93V173H92ZM97 175V174H96ZM110 175L113 177L112 179H111V177H110ZM128 175V174H127ZM129 175H131V173L129 174ZM134 175H136L135 173H134ZM144 175H141V176H144ZM148 175V176H149ZM158 175H156L157 177H158ZM170 175H172V174H170ZM169 175V176H170ZM175 175V174H174ZM179 175V174H178ZM177 175V176H178ZM210 175H212V174H210ZM220 175V174H219ZM222 175V177L220 176L218 179H219V181H220V178H222V180L224 181V179H223V177H225L226 175H224L223 176ZM230 175V174H229ZM228 175V176H229ZM231 175V176H232ZM236 175V174H235ZM245 175H247V174H242L241 176H240V174H239V176H240V178L243 176H245ZM251 175V174H250ZM254 175V174H253ZM263 175V174H262ZM20 176V175H19ZM36 176H37V174H36ZM49 176H51V173H50V175ZM54 176V175H53ZM57 176V175H56ZM55 176V177H56ZM77 176V175H76ZM80 176V175H79ZM98 176H97V178H98ZM133 176V175H132ZM161 176H163V175H161ZM160 176V177H161ZM217 177H218V175H216ZM231 176H229V177H231ZM234 176V175H233ZM18 177V176H17ZM15 178V175H14V177H12L13 179L15 178V179H18V178ZM28 177V176H27ZM26 177V178H27ZM32 177V178H33ZM46 177H48V174H47V176ZM78 177V176H77ZM86 178V176L84 175L83 177H82V179L83 178ZM90 177V176H89ZM89 177H87V178H89ZM95 177V176H94ZM128 177V176H127ZM135 177V176H134ZM154 177V176H153ZM160 177H158V178H160ZM165 177V175L163 176V178ZM167 177V176H166ZM182 177V176H181ZM181 177H179V178H181ZM208 177V176H207ZM205 178V179H208V178ZM214 177V176H213ZM216 177V178H217ZM236 177V176H235ZM235 177H233V180H232V178L229 180V181H235L234 179H235ZM238 177V176H237ZM259 177V176H258ZM261 177V176H260ZM20 178H22V177H20ZM20 178H19V180H20ZM23 178H24V176H23ZM23 178L21 179V181L23 182ZM49 178V177H48ZM58 178H61V177H59L58 176ZM75 178V177H74ZM81 179V177H78V179ZM130 178H131V176H130ZM138 178H139V176H138ZM146 178H148V177H146ZM155 178V177H154ZM168 178V177H167ZM170 178V177H169ZM168 178V179H169ZM201 178H203V176L201 177ZM239 178V177H238ZM248 178V177H247ZM250 178V177H249ZM248 178V179H249ZM0 179H2L1 177H0ZM25 179V178H24ZM39 179H41V178H39ZM44 179V178H43ZM53 180H54V178H52ZM78 179H76V180H78ZM132 179V178H131ZM150 179V178H149ZM149 179H148V181H149ZM153 179V178H152ZM156 179V178H155ZM171 179H172V177H171ZM177 179H178V177H177ZM210 179V178H209ZM213 180L215 179V178H212ZM218 179H217V182H218ZM244 179V178H243ZM253 179V178H252ZM26 180V179H25ZM29 180V179H28ZM49 180H50V178H49ZM52 180V181H53ZM59 180V179H58ZM100 180V179H99ZM128 180H129V178H128ZM142 180V179H141ZM151 180V179H150ZM180 181H181V179H179ZM178 180V181H179ZM227 180V179H226ZM238 180V179H237ZM254 180H255V178H254ZM17 181V180H16ZM31 181H33V180H31ZM31 181H29V182H31ZM36 181H38V179H36ZM36 181H34L35 182V184H37L38 182H36ZM44 181V180H43ZM54 181H56V182H58L57 181V177H56V179L54 180ZM80 181V180H79ZM101 181V180H100ZM152 181V180H151ZM156 181V180H155ZM173 181V180H172ZM177 181V180H176ZM179 181V182H180ZM212 181V180H211ZM222 181V182H223ZM244 181V180H243ZM245 181H247V180H245ZM245 181H244V183H245ZM249 181V180H248ZM247 181V182H248ZM253 181V180H252ZM39 182H40V180H39ZM71 182V181H70ZM107 182V183H108ZM113 182V181H112ZM126 182V181H125ZM128 182H130V181H128ZM127 182V183H128ZM138 182V181H137ZM136 182V183H137ZM160 182H162V181H160ZM163 182H164V180H163ZM175 182V181H174ZM201 182H202V179H201ZM206 182V181H205ZM221 182V181H220ZM221 182V183H222ZM228 182V181H227ZM239 182H240V180H239ZM241 182H242V180H241ZM255 182H256V180H255ZM258 182V181H257ZM25 184L26 183H28V181L26 180V182H24ZM42 183V182H41ZM72 183H74V182H72ZM71 183V184H72ZM159 183V182H158ZM178 183V182H177ZM182 183V182H181ZM243 183V182H242ZM241 183V184H242ZM250 183H252V182H250ZM24 184V185H25ZM33 184V183H32ZM46 184V183H45ZM48 184V183H47ZM58 183H56V185H57ZM103 184V183H102ZM106 184V183H105ZM105 184H103V185H105ZM116 184V185H117ZM126 184V183H125ZM156 184V183H155ZM159 184H161V183H159ZM163 184V183H162ZM174 184V183H173ZM220 184V183H219ZM225 184V183H224ZM227 184H229V182L227 183ZM248 184V183H247ZM253 184V183H252ZM255 184V183H254ZM41 185V184H40ZM43 185V184H42ZM41 185V186H42ZM54 185V184H53ZM100 185H101V183H100ZM176 187H177V185H176V183L174 184ZM173 185V186H174ZM181 185V184H180ZM206 186H208L207 185V183L205 184ZM212 185L213 184H211L210 185V189H211V187H212ZM215 186H216V182H215V184H214ZM221 185V184H220ZM232 185V184H231ZM243 185V184H242ZM245 185V184H244ZM244 185H243V187H244ZM258 185V184H257ZM261 184H259V186H260ZM27 186V185H26ZM33 186V185H32ZM38 186H39V183H38ZM48 185H46V187H47ZM50 186H51V183H50ZM57 186H59V184L57 185ZM57 186H54V187H57ZM127 186V185H126ZM128 186H130L129 184H128ZM127 186V187H128ZM132 186V185H131ZM154 186V185H153ZM162 186V185H161ZM179 186V185H178ZM205 186V187H206ZM215 186H213L212 188H215V190H216V188L217 187H219L218 185H217V187H215ZM221 186H223V185H221ZM221 186H220V188H221ZM237 186V185H236ZM250 186H253V185H250ZM255 186V185H254ZM253 186V187H254ZM36 187V186H35ZM44 187V186H43ZM53 187V186H52ZM52 187H49L48 186V188H52ZM60 187V186H59ZM58 187V188H59ZM120 187V188H119ZM152 187V186H151ZM158 187H160V186H158ZM162 187H164V186H162ZM166 187V186H165ZM240 187V186H239ZM242 187V186H241ZM257 187V186H256ZM25 190L27 189V187L25 188V187H23ZM39 188V187H38ZM42 188V187H41ZM37 189V191L38 190H43V189ZM47 188V189H48ZM58 188H56V190L58 189ZM102 188H106L105 186H103V187H101V190H102ZM116 188V187H115ZM117 188H118V190H119V193L121 192H123V189H124V187L122 186V185H120V186H117ZM150 188V187H149ZM156 188H157V185H156ZM155 188V189H156ZM161 188V187H160ZM160 188H157L158 189V191H159V189ZM207 188V187H206ZM206 188H204V189H206ZM224 188V187H223ZM228 188H230V186L228 187ZM232 188H233V185H232ZM231 188V189H232ZM259 188V187H258ZM0 189H1V187H0ZM2 189H3V187H2ZM6 189V190H5ZM4 190L5 191H7V192H9V190L7 189V188H5ZM53 189V188H52ZM55 189V188H54ZM54 189H53V191H54ZM107 189V188H106ZM130 189H132V187L130 188ZM210 189H208V190H210ZM234 190H236L235 189V187L233 188ZM232 189V192L234 191ZM237 189H238V187H237ZM240 189H242V188H240ZM245 189V188H244ZM249 189V188H248ZM248 189H245L246 190V192H248ZM257 189V188H256ZM3 190V192L5 193V191ZM25 190H22V191H25ZM33 190H34V188H33ZM33 190H32V193H33ZM35 190H36V188H35ZM34 190V191H35ZM127 190V189H126ZM135 190V189H134ZM165 190V189H164ZM173 190V189H172ZM208 190H207V192L206 193H208ZM221 190V189H220ZM220 190H219V197H223V195L222 196H220ZM222 190H224V189H222ZM228 189H226V187H225V191L224 192H226ZM230 190V189H229ZM239 190V189H238ZM250 190H252V188L250 189ZM261 190V189H260ZM27 191V190H26ZM36 191V192H37ZM48 191H49V193H50V190L48 189ZM53 191H51L53 194H54V192ZM59 191V190H58ZM80 191V190H79ZM103 191V190H102ZM107 191H108V189H107ZM152 191H155L154 189L152 190ZM157 191V192H158ZM162 191V190H161ZM176 191H177V189H176ZM213 191V190H212ZM211 191V192H212ZM241 191V190H240ZM255 190H253V192H254ZM262 191V190H261ZM260 191V192H261ZM1 192V191H0ZM3 192H1V193H3ZM7 192H6V194H7ZM40 192V191H39ZM39 192H38V194H39ZM42 192V191H41ZM57 192V191H56ZM81 192V191H80ZM136 192V191H135ZM163 192V191H162ZM162 192H160V193H162ZM166 192V191H165ZM211 192H209L208 194H210ZM214 192V191H213ZM235 192V191H234ZM233 192V194H235ZM239 192V191H238ZM242 192V191H241ZM243 192H244V194H245V191L243 190ZM250 192V191H249ZM70 193V192H69ZM85 193V192H84ZM111 193H113V192H111ZM120 193V194H121ZM124 193V192H123ZM123 193L121 194V195H123ZM127 193V192H126ZM168 193V192H167ZM226 193H228V191L226 192ZM257 193V192H256ZM262 193V192H261ZM6 194H5V196H6ZM33 194H35V192L33 193ZM37 194V193H36ZM37 194V199H38V196H40V195H38ZM52 194V195H53ZM82 195H83V193H81ZM125 194V193H124ZM135 194V193H134ZM133 194V195H134ZM159 194V193H158ZM165 194V193H164ZM171 194V193H170ZM169 194V195H170ZM173 194V193H172ZM217 194V193H216ZM225 194V193H224ZM239 194H240V192H239ZM242 194V193H241ZM241 194L240 195H238V197L239 196H241ZM253 194V193H252ZM2 196L4 195V194H1ZM9 195V194H8ZM42 195V194H41ZM50 195H51V193H50ZM50 195H48V196H50ZM62 195V194H61ZM87 195V194H86ZM119 195V194H118ZM212 195H215V194H211V196ZM228 195H230L231 196V193L230 194H228ZM227 195V196H228ZM247 195V194H246ZM250 195V194H249ZM256 195V194H255ZM258 195V194H257ZM1 196V197H2ZM5 196H4V198H5ZM59 196V195H58ZM67 196V195H66ZM66 196H62V197H58V198H62V201H63V203H64V205H65V212H67V214L69 215V216H71L70 215V206H74V205H71V204H73V203H71L70 204V201H69V196L66 198ZM70 196H71V194H70ZM77 196V195H76ZM78 196H79V193H78ZM77 196V197H78ZM81 196V195H80ZM79 196V197H80ZM85 195H83V197H84ZM90 196V195H89ZM161 196V195H160ZM171 196V195H170ZM169 196V198H171ZM224 196H226V195H224ZM243 196V195H242ZM241 196V198H243L244 199V196L242 197ZM251 196V195H250ZM263 196V195H262ZM262 196H260L261 198H262ZM7 197V196H6ZM13 197V196H12ZM11 197V194H10V197H8V201H9V198H12ZM35 197V196H34ZM74 197V196H73ZM72 197V198H73ZM94 197V196H93ZM121 197V196H120ZM199 197H201L202 198V196H199ZM210 197V196H209ZM231 197H234L233 195L231 196ZM256 197V196H255ZM3 198V199H4ZM41 198V197H40ZM39 198V199H40ZM46 198L49 200V197H47L46 196ZM54 198H57V197H55V195H54ZM53 198V199H54ZM80 198H82V196L80 197ZM80 198H78V199H80ZM96 198V197H95ZM124 198H125V196H124ZM164 198V197H163ZM162 198V199H163ZM181 198V197H180ZM179 198V199H180ZM212 197H210V201L212 200L213 201V199H211ZM226 198V197H225ZM224 198V199H225ZM230 198V197H229ZM260 198V199H261ZM46 199V201H48ZM51 199V198H50ZM52 199V201H53V203H55V201ZM78 199H76V200H78ZM88 199V198H87ZM86 199V200H87ZM127 199H129V197H127ZM165 199V198H164ZM178 199V200H179ZM216 199V198H215ZM214 199V200H215ZM234 199H235V197H234ZM237 199V198H236ZM252 199H254V197H252ZM259 199V198H258ZM258 199H257V201H255V202H258ZM259 199V200H260ZM2 199H0V202H3V201H6L5 199L4 200H2ZM12 200V199H11ZM42 200V199H41ZM43 200H45V199H43ZM75 200V199H74ZM120 200V199H119ZM126 200V199H125ZM160 200V199H159ZM166 200V199H165ZM164 200V201H165ZM169 200V199H168ZM167 200V202H168V205L170 204V202L172 201V200H170V201H168ZM178 200H177V202H178ZM219 200V199H218ZM223 200V199H222ZM226 200V199H225ZM227 200H228V197H227ZM230 200V199H229ZM229 200H228V204L230 203H232V200H230L231 202H229ZM238 200H240V198H238ZM255 200V199H254ZM8 201H7V203H8ZM38 201H40V200H38ZM52 201H51V203H52ZM61 201V199H59V202ZM73 201V200H72ZM81 201H83V199L81 200H79V203H80V205L82 204L81 203ZM88 201V200H87ZM97 201V200H96ZM112 201V200H111ZM117 201V200H116ZM122 201V200H121ZM127 201V200H126ZM150 201V200H149ZM182 202V200L180 199L179 200V202ZM234 201V200H233ZM236 201V200H235ZM235 201H234V203L233 204H235ZM15 202V201H14ZM41 202V201H40ZM68 202H69V204H70V206L68 205ZM75 203H77V201H74ZM86 202V201H85ZM85 202H83V203H85ZM122 202H124V201H122ZM129 202V201H128ZM173 202V201H172ZM171 202V203H172ZM177 202H176V204H177ZM214 202V201H213ZM218 202V201H217ZM217 202H216V204H217ZM222 202V201H221ZM220 202V203H221ZM224 202V201H223ZM239 202V201H238ZM260 202V201H259ZM39 203V202H38ZM42 203V202H41ZM47 203H49V202H47ZM56 203H58V202H56ZM55 203V204H56ZM62 203V202H61ZM62 203V204H63ZM78 203V204H79ZM87 203V202H86ZM85 203V204H86ZM107 203V202H106ZM112 203V202H111ZM113 203H115V205H116V202H114L113 201ZM164 203V202H163ZM219 203V205H221ZM237 203V202H236ZM241 203V202H240ZM0 204H2V203H0ZM5 204V203H4ZM3 204V205H4ZM9 204H10V202H9ZM12 204V203H11ZM16 204H17V201H16ZM15 203L13 204V205H16ZM19 204V203H18ZM43 204H44V201H43ZM45 204H46V202H45ZM59 205H60V203H58ZM124 204V203H123ZM150 204H151V201H150ZM165 204V203H164ZM173 204H175V201H174V203ZM226 204V203H225ZM227 204V205H228ZM239 204V203H238ZM2 205V206H3ZM12 205V206H13ZM22 205V204H21ZM40 205V207L41 206H43L42 204H39ZM48 205V204H47ZM54 205V204H53ZM52 205V206H53ZM57 205V204H56ZM76 206V208H77V204H75ZM89 205V204H88ZM110 205V204H109ZM115 205H113L114 206V208H115ZM125 205H128L127 203L125 204ZM147 205V204H146ZM162 205V204H161ZM179 205V204H178ZM214 205V204H213ZM218 205V206H219ZM227 205H225V206H227ZM232 205V204H231ZM230 205V206H231ZM8 206V205H7ZM11 206V205H10ZM12 206H11V209H12ZM49 206H51L50 205V203H49ZM52 206H51V208H52ZM79 206V205H78ZM150 206V205H149ZM171 206V205H170ZM177 206V205H176ZM218 206H217V209H215L214 207V209H215V211L216 210H220L219 208H218ZM223 206V205H222ZM234 206V208H235V206L236 205H233ZM5 208H6V205L4 206ZM16 206H14L13 208H15ZM39 207V208H40ZM55 206H53V208H54ZM81 207H83V205L81 206ZM80 207V208H81ZM111 207V206H110ZM109 207V208H110ZM126 207H128V206H126ZM153 207V206H152ZM163 207V206H162ZM178 207V206H177ZM224 207V206H223ZM8 208H10V207H8ZM18 208H20V207H17V209L15 208V211H18ZM22 208V207H21ZM46 208H48L47 206H46ZM52 208V209H53ZM79 208V209H80ZM85 208V207H84ZM117 208V207H116ZM123 208V207H122ZM149 208V207H148ZM147 208V209H148ZM161 208V207H160ZM170 208V207H169ZM209 208V207H208ZM213 208L211 207V209H212V211H213ZM225 208V207H224ZM228 208V207H227ZM239 208H240V205H239ZM243 208V207H242ZM0 209H2V208H0ZM33 210H34V207L32 208ZM35 209H36V207H35ZM78 209V210H79ZM86 209L88 210V208L86 207ZM173 209L175 210V207H173ZM199 209V208H198ZM202 209V208H201ZM201 209H199V211L201 210ZM204 209V208H203ZM232 209V208H231ZM235 209H237V208H235ZM3 210H5V209H3ZM44 210H45V208H44ZM54 210V209H53ZM56 210V209H55ZM76 210L77 209H75V212H76ZM83 210L84 209H82V212H83ZM119 210V209H118ZM149 210V209H148ZM151 210V209H150ZM161 210H162V208H161ZM207 210V209H206ZM221 210H224V209H221ZM240 211H241V208L239 209ZM0 211H2V210H0ZM6 211V210H5ZM12 211H14V209L12 210ZM23 212L25 211V209L24 210H22ZM34 211H36V210H34ZM41 211H42V207L40 208V214H42L43 215V213H45V212H43V213H41ZM48 210L46 209V212H47ZM89 211V210H88ZM112 211V210H111ZM113 211H115V210H113ZM120 211V210H119ZM119 211H115V212H119ZM122 211V210H121ZM154 211V210H153ZM169 211V210H168ZM172 211V210H171ZM176 211V210H175ZM208 212H206L207 213V215L209 214V212H210V210H207ZM211 211V212H212ZM225 211V210H224ZM243 211V210H242ZM3 212V211H2ZM23 212L21 213V211L20 212H18V215H19V213H21V214H23ZM50 212V211H49ZM48 212V213H49ZM62 212V211H61ZM61 212H57L58 214H60ZM80 212V211H79ZM146 212V211H145ZM149 212V211H148ZM159 212V211H158ZM163 212H165V211H163ZM163 212H162V214H163ZM170 212V211H169ZM202 212H203V210H202ZM221 212V211H220ZM226 212H228L227 210H226ZM4 213V212H3ZM13 213V217H14V213L15 212H11V214ZM166 213H168V212H165L164 214H166ZM181 213V212H180ZM179 213V214H180ZM183 213V212H182ZM185 213V212H184ZM221 213H223V212H221ZM220 213V214H221ZM234 213V212H233ZM238 213V212H237ZM240 213V212H239ZM55 214V213H54ZM66 214V213H65ZM75 214V213H74ZM76 214H78V212L76 213ZM82 214V213H81ZM84 214H86V211L84 210V213L82 214V216L84 215ZM89 214V213H88ZM112 214H114V213H112ZM111 214V215H112ZM116 214V213H115ZM149 214V213H148ZM154 214H155V212H154ZM153 214V215H154ZM163 214V215H164ZM169 214V213H168ZM205 214V213H204ZM214 214V213H213ZM224 215H225V213H223ZM1 215H3V214H1ZM4 215H6V214H4ZM25 215V214H24ZM49 214H47L46 215V213H45V215L44 216H48ZM63 215H64V213H63ZM79 215H80V213H79ZM150 215V214H149ZM152 215V216H153ZM9 216H10V214H9ZM21 217H22V215H20ZM43 216V217H44ZM52 216V215H51ZM60 216H61V214H60ZM66 216V215H65ZM72 216H76V215H72ZM72 216L70 217V218H72ZM78 216V215H77ZM115 216V215H114ZM113 216V217H114ZM165 216V215H164ZM211 216V215H210ZM229 216H230V214H229ZM0 217H2V216H0ZM11 217H12V215H11ZM10 217V219H12ZM17 217V216H16ZM39 217H40V215H39ZM55 217H58V219H59V216H55ZM88 217V216H87ZM90 217V216H89ZM116 217V216H115ZM170 217H172V214H171V216ZM174 217V216H173ZM175 217H177V215L175 216ZM178 217H179V219H181L180 217H183V216H179L178 215ZM185 218H186V216H184ZM183 217V218H184ZM205 217H206V215H205ZM237 217V216H236ZM5 218V217H4ZM18 218H19V216H18ZM17 218V219H18ZM41 218H42V216H41ZM45 218V217H44ZM48 218H50V215H49V217H47L46 219H48ZM52 218V217H51ZM69 218V219H70ZM75 218H77V217H75ZM81 217L79 216V219H80ZM83 218H85L84 216H83ZM154 218H156L155 217V215H154ZM164 218V217H163ZM169 218V217H168ZM182 218V219H183ZM184 218V219H185ZM208 218H210V217H208ZM212 219L214 218V216L212 215V217H211ZM1 219V218H0ZM15 219V218H14ZM17 219H15V220H17ZM22 219V218H21ZM20 219V222L22 221ZM43 219V218H42ZM54 219V218H53ZM52 219V220H53ZM60 219H62V218H60ZM64 219H66V218H64ZM74 219V218H73ZM73 219H72V222H73ZM82 219V218H81ZM80 219V220H81ZM89 219V218H88ZM92 219V218H91ZM115 219V218H114ZM158 219V218H157ZM160 219V218H159ZM159 219H158V221L157 222H159ZM175 221H177L175 218H173ZM5 219H3V221H4ZM14 220V221H15ZM23 220H24V218H23ZM51 219L49 220H46V221H48L47 223H48V225H51L50 223H49V221L50 222H55V220H53L52 221ZM56 220H57V218H56ZM86 219H83V221H85ZM107 220V219H106ZM154 220H156V219H154ZM10 221H12V220H10ZM18 221V220H17ZM16 221V223H18ZM45 221V220H44ZM45 221V222H46ZM66 221H68V220H66ZM105 221V220H104ZM114 222L113 223H115V220H113ZM165 221V220H164ZM182 221V220H181ZM210 221H212V220H210ZM214 221V220H213ZM2 222V221H1ZM68 222H71V221H68ZM86 222H88V221H86ZM96 222V221H95ZM112 222V221H111ZM156 222V221H155ZM171 222H173V220L171 221ZM183 222V221H182ZM182 222L180 223V221H179V223L183 226V224H182ZM7 223H8V221H7ZM9 223H11V222H9ZM9 223L7 224V226L9 225ZM15 223V222H14ZM15 223V226L17 225ZM23 223H24V221H23ZM23 223L21 222V223H19L20 225L22 224L23 225ZM47 223H45V224H47ZM55 223H58V221L57 222H55ZM55 223H53L54 225H55ZM101 223V222H100ZM104 223V222H103ZM160 223V222H159ZM212 224L214 223V222H211ZM210 223V224H211ZM218 223V222H217ZM0 224H3V223H0ZM4 224H6V223H4ZM12 224H13V221H12ZM12 224H10V225H12ZM60 224L61 225H63L64 223H61L60 222ZM65 224H66V222H65ZM74 224V223H73ZM102 224V223H101ZM106 224V223H105ZM104 224V225H105ZM112 224V223H111ZM165 224V223H164ZM171 224V223H170ZM173 224V223H172ZM171 224V225H172ZM53 225V226H54ZM75 225V224H74ZM78 225V224H77ZM76 225V226H77ZM98 225H100V224H98ZM177 225H179L178 223H177ZM181 225H180V227H181ZM217 225H219V223L217 224ZM216 225V226H217ZM3 226V225H2ZM6 226V227H7ZM25 226H26V224H25ZM39 226V225H38ZM66 226V225H65ZM71 226V225H70ZM112 226H114L113 228H115L116 227V224H112ZM166 226H167V224H166ZM176 226V225H175ZM214 226V225H213ZM215 226V227H216ZM0 227H1V225H0ZM10 227V226H9ZM12 227V226H11ZM17 227H18V225H17ZM21 227V229H24V230H27L26 228H28L29 229V227H25V228H23L24 227V225L23 226H20ZM47 227H49V226H47ZM86 227V226H85ZM172 227V226H171ZM211 227H212V225H211ZM219 227H220V225H219ZM218 227V228H219ZM2 228V227H1ZM52 228V227H51ZM50 228V229H51ZM76 228V227H75ZM83 227L81 226L79 229H82ZM105 227H103V229H104ZM163 228H166L165 226H163ZM182 228V227H181ZM180 228V229H181ZM220 228H222V227H220ZM14 229V228H13ZM12 228H11V230H12V232H14L15 231V229L13 230ZM20 229V228H19ZM18 229V230H19ZM78 229V228H77ZM161 229V228H160ZM159 229V230H160ZM171 229V228H170ZM206 229V228H205ZM2 230H4V229H2ZM17 230V229H16ZM23 230V231H24ZM30 230V229H29ZM49 230V229H48ZM53 230H55L54 228H53ZM52 230V232H54V233H56V230L55 231H53ZM64 230V229H63ZM65 230H67L66 228H65ZM75 230V229H74ZM86 230V229H85ZM105 230V229H104ZM163 230V229H162ZM165 230H167V228L165 229ZM179 230V229H178ZM9 231H10V228H9ZM20 231V230H19ZM22 231V230H21ZM51 231V230H50ZM70 231V230H69ZM69 231H67V232H69ZM72 231V230H71ZM168 231V230H167ZM180 231V230H179ZM250 231V230H249ZM4 232V231H3ZM16 232V231H15ZM26 232H28V231H26ZM25 231H24V233H26ZM40 232V231H39ZM75 232H77V231H75ZM81 232V231H80ZM80 232H79V235H80ZM83 232V231H82ZM85 232V231H84ZM87 232V231H86ZM103 232V231H102ZM162 232V231H161ZM17 233V232H16ZM40 233H43V232H40ZM164 233H166V232H164ZM180 233V232H179ZM182 233H183V231H182ZM8 234H10V233H8ZM8 234H6V235H8ZM14 234V233H13ZM21 234L22 235H24L23 234V232H21ZM76 234V233H75ZM85 234H87V233H85ZM85 234H84V236H85ZM26 235H27V233H26ZM25 235V236H26ZM53 235V234H52ZM55 235V234H54ZM53 235V236H54ZM56 235H57V233H56ZM70 235V234H69ZM78 235V234H77ZM88 235H90V234H88ZM14 236L15 235H10V237H12V238H14ZM43 236V235H42ZM72 235H70V237H71ZM84 236H83V239H84ZM166 236V235H165ZM9 237V236H8ZM9 237V238H10ZM28 237V236H27ZM73 237V236H72ZM89 237H92V236H89ZM88 237V238H89ZM168 237V236H167ZM166 237V238H167ZM3 238V237H2ZM8 238V239H9ZM12 238H10V241L12 240L13 241V239ZM57 238H59V237H56V239ZM75 239H77L76 237H74ZM73 238V239H74ZM5 239V238H4ZM17 239V238H16ZM23 239V238H22ZM28 239V238H27ZM30 239V238H29ZM41 239V238H40ZM44 239V238H43ZM46 239V238H45ZM70 239H72V238H70ZM93 239V238H92ZM3 240V239H2ZM15 240V239H14ZM79 240H80V238H79ZM85 240V239H84ZM88 240V239H87ZM90 240H91V238H90ZM168 240L169 239H167V242H168ZM18 241H19V239H18ZM43 241V243H44V240H42ZM89 241V240H88ZM114 241V240H113ZM2 242V241H1ZM13 242H15V241H13ZM30 242H32V236H31V241ZM40 242V241H39ZM46 242H47V240H46ZM45 242V243H46ZM72 242V241H71ZM76 242V241H75ZM77 242H78V239H77ZM90 242V241H89ZM117 242H118V240H117ZM166 242V243H167ZM170 242H172V241H170L169 240V243ZM12 243V242H11ZM16 243V242H15ZM14 243V244H15ZM18 243V242H17ZM21 243V242H20ZM28 243V242H27ZM58 243V242H57ZM5 244V243H4ZM10 244V243H9ZM30 244V243H29ZM38 244H41V243H38ZM60 244L63 246V244L60 242ZM82 244H84V243H82ZM86 244V243H85ZM92 244H95L94 242H92ZM91 244V245H92ZM16 245H18L19 246V244H15V246ZM49 245H50V243H49ZM59 245V244H58ZM80 245V244H79ZM119 245V244H118ZM46 246V245H45ZM52 246V245H51ZM55 246V245H54ZM60 246V245H59ZM81 246V248H82V246L83 245H80ZM90 246V245H89ZM120 246V245H119ZM118 246V247H119ZM173 246V245H172ZM182 246H184V245H182ZM186 246H188L187 244H186ZM1 247V246H0ZM3 247V246H2ZM7 247V246H6ZM13 247V246H12ZM20 247V246H19ZM19 247H17V248H19ZM38 247H40V245H38ZM37 247V248H38ZM42 247V246H41ZM40 247V248H41ZM106 247V246H105ZM110 247V246H109ZM112 247V246H111ZM110 247V248H111ZM161 247V246H160ZM5 248V247H4ZM2 248L4 251H2V252H0V264H9L8 263V261H7V258H8V255H6L7 254V251H6V249L7 248ZM36 248V249H37ZM39 248V250L41 251V249ZM84 248V247H83ZM24 249V248H23ZM35 249V251L37 252L38 250H36ZM46 249H47V247H46ZM49 249V248H48ZM51 249H53V248H51ZM21 250V249H20ZM25 250V249H24ZM43 251H44V249H42ZM86 250V249H85ZM88 250V249H87ZM26 251V250H25ZM57 251V250H56ZM19 251H18V249H17V253H18ZM48 252V251H47ZM46 252V253H47ZM52 252V251H51ZM106 252H108V251H106ZM41 253H43V252H41ZM62 253V252H61ZM109 253V252H108ZM107 253V254H108ZM20 254V253H19ZM48 254V253H47ZM22 255V254H21ZM55 255H56V253H55ZM58 255V254H57ZM67 255H68V252H66L65 250L63 251V253H62V260L64 261L66 258H67ZM23 256V255H22ZM38 256H40V258H38V259H41V255H38ZM43 256V255H42ZM114 256V255H113ZM10 257V256H9ZM18 257V256H17ZM16 257V258H17ZM36 257H37V255H36ZM48 257V256H47ZM110 257V256H109ZM58 258V257H57ZM69 258V257H68ZM111 258V257H110ZM18 259H19V257H18ZM20 259H21V257H20ZM37 259V260H38ZM48 259V258H47ZM61 259V258H60ZM115 259V258H114ZM113 259V262H115V260ZM55 260V259H54ZM54 260H52V258H51V261H54ZM62 260H60V261H58V262H61ZM19 261V260H18ZM22 261V260H21ZM56 261V260H55ZM16 262H17V260H16ZM23 262V261H22ZM42 262V261H41ZM50 262V261H49ZM66 262V261H65ZM65 262H64V264H65ZM87 262V261H86ZM16 264V263H15ZM19 264H23V263H20L19 262ZM52 264V263H51ZM61 264V263H60ZM115 264V263H114Z\"/></svg>",
	"mask_w": 264,
	"mask_h": 264
}]
</instances>
